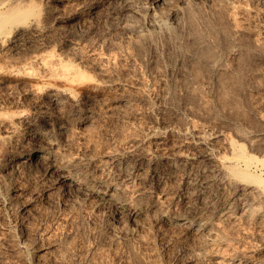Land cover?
<instances>
[{"label": "bare ground", "instance_id": "obj_1", "mask_svg": "<svg viewBox=\"0 0 264 264\" xmlns=\"http://www.w3.org/2000/svg\"><path fill=\"white\" fill-rule=\"evenodd\" d=\"M110 1V0H109ZM118 1V0H117ZM123 3V7L120 11L119 14H114L112 19V23H111V27L112 29H119L126 31L125 28V24L127 20V18H131L132 19H139V17L143 18V23L145 24L144 26V30L148 31V29L153 28L158 22L160 17L163 16L162 9L164 8L167 12V14L170 16V18L174 19L177 17V15L180 16L179 13V9L181 6L183 5H189V3L193 2L197 3V2H204L206 4H208L210 7L212 6L213 9L219 11V9H221L223 11V16L224 13L227 14L225 16H230V21H233V15H241V16H245L248 19H252L253 21L256 19H258L261 24L258 26L257 30L255 27V31H249L247 33L248 38L251 36L250 40L251 43L250 45L248 43H244L248 44L246 47H244L245 49L247 48V51H250V46L252 49V46H254V49L256 51V48L258 45H260L261 43H264V0H139V2H141L142 4L140 5L141 8H139L137 6L136 1L138 2V0H136L135 2L133 0H119ZM61 2L64 3L67 7H68V15L66 17V21L68 22H82V21H86L88 20L89 17H91V15H94L97 13L96 10H98L97 8H99V6H103L104 5V0H0V52L1 53H6L9 52L11 55L13 54H17V50L18 48H22V45H26L27 48L31 47L32 41L37 37L40 36H49L52 35L55 37L54 34H56L57 27L54 28L53 26L48 24V20L52 18L54 20V18H58L60 19V17L58 16L59 14V9L57 7V3ZM110 4V3H108ZM140 4V3H138ZM59 5V4H58ZM63 5V6H65ZM197 5V4H196ZM203 5V4H202ZM205 5V4H204ZM122 6V5H121ZM191 6V5H190ZM200 6V5H198ZM60 7V6H59ZM106 7V6H105ZM184 7V6H183ZM201 7V6H200ZM207 7V6H206ZM187 8V7H186ZM192 8V7H191ZM197 8V6H196ZM208 8V7H207ZM61 9V7H60ZM66 9V8H65ZM100 9V8H99ZM107 9V7H106ZM105 9V10H106ZM109 9V8H108ZM163 9V10H164ZM183 9V8H182ZM189 7L186 9L188 10ZM194 9V8H192ZM198 9V8H197ZM202 9H204L202 7ZM201 9V10H202ZM104 10V11H105ZM200 10V9H199ZM211 10V9H209ZM208 10V12H209ZM215 10H213L214 12H216ZM63 11V8H62ZM102 11V9H101ZM100 11V12H101ZM103 11V12H104ZM190 11V10H189ZM205 11V9H204ZM96 12V13H95ZM108 12V11H107ZM110 12V10H109ZM185 12V10L183 11V13ZM187 12V11H186ZM203 12V10H202ZM220 12V11H219ZM65 13V10H64ZM204 13V12H203ZM213 12H210V14ZM218 13V12H217ZM216 13V14H217ZM61 14V13H60ZM107 14V13H106ZM166 14V17L168 16ZM201 14V13H200ZM199 14V16H201ZM205 13L203 14L205 16ZM219 14V13H218ZM217 14V15H218ZM61 15H64L63 13ZM99 15V14H98ZM112 15V13H111ZM189 15V14H188ZM214 15V13H213ZM96 16V15H95ZM186 16V15H185ZM208 16V15H207ZM215 16V15H214ZM213 16V18H214ZM221 16V14H220ZM109 17V15H108ZM126 17V19H124ZM196 17V16H195ZM239 17V16H238ZM188 18V17H187ZM202 18V16H201ZM206 18V17H205ZM211 18V16H210ZM212 18V21L214 20ZM216 18V16H215ZM90 19V18H89ZM193 19V18H191ZM222 19V18H221ZM220 19V20H221ZM228 18H224V20H227ZM241 19V18H240ZM244 19V17L242 18ZM141 20V19H140ZM178 20V18H177ZM189 20V19H188ZM197 19H195V23ZM199 20V19H198ZM209 20V19H207ZM216 20V19H215ZM219 20V21H220ZM223 20V19H222ZM221 20V21H222ZM237 19H234V22H236ZM245 20V19H244ZM245 20V21H246ZM255 20V21H256ZM257 20V21H258ZM109 21V20H108ZM133 21V20H132ZM168 21H171L168 20ZM174 21V20H172ZM176 21V20H175ZM206 21V20H205ZM211 21V19H210ZM209 21V22H210ZM211 21V22H212ZM218 21V20H217ZM216 21V22H217ZM241 21V20H240ZM244 21V22H245ZM251 21V20H250ZM254 21V22H255ZM256 21V22H257ZM60 22V21H59ZM107 22V20H106ZM105 22V25L107 24ZM114 22V24H113ZM130 22V20H129ZM136 22V21H134ZM138 22V21H137ZM177 22V21H176ZM179 22V20H178ZM189 22V21H188ZM202 22V21H201ZM215 22V23H216ZM225 22V23H227ZM239 22V18L238 21L236 23ZM249 22V20L247 21ZM259 22V23H260ZM51 23V22H50ZM160 23V22H159ZM166 23V22H165ZM213 23V22H212ZM214 23V24H215ZM222 24V22H220ZM229 23V22H228ZM251 23V22H250ZM247 23V24H250ZM138 24V23H137ZM140 24V23H139ZM219 24V23H217ZM220 24V25H221ZM255 24V23H254ZM257 24V23H256ZM56 25V24H55ZM60 24H57V26H59ZM72 25V24H71ZM69 25V26H71ZM77 25V24H75ZM87 25V24H86ZM104 25V26H105ZM114 25V27H113ZM130 25V24H128ZM132 25V24H131ZM173 25V24H171ZM175 25V24H174ZM188 25V24H187ZM193 25V23H192ZM199 25V24H198ZM210 25V24H208ZM213 25V24H212ZM224 25V22H223ZM222 25V26H223ZM229 25H232L229 24ZM234 25V24H233ZM237 25V24H236ZM239 25V26H238ZM238 25L236 26V30L234 31L235 28H233V33L236 32L240 34H245L246 31L242 28H238L240 27V24L238 23ZM252 25V24H251ZM250 27H254L253 25ZM63 26V25H62ZM66 26H68L66 24ZM74 27V25H72ZM85 26V25H84ZM100 26V25H99ZM107 26V25H106ZM109 26V25H108ZM141 26V24L139 25ZM207 26V25H206ZM211 26V25H210ZM209 26V27H210ZM218 26V25H217ZM227 26V25H226ZM244 26H247L244 24ZM61 27V26H59ZM129 26H127L128 28ZM132 27V26H131ZM142 27V26H141ZM157 27V26H155ZM182 27V26H181ZM186 27V25H185ZM216 27V26H214ZM233 27V26H232ZM232 27H229L232 29ZM235 27V26H234ZM64 28V26H63ZM66 28V27H65ZM133 28V27H132ZM138 28V27H136ZM140 28V27H139ZM197 28V27H196ZM195 28V29H196ZM219 28V26L217 27ZM244 28V27H243ZM249 27L247 26V29ZM59 29H62L59 28ZM79 29V28H78ZM98 29V28H97ZM108 29V27H107ZM141 29V28H140ZM138 29V30H140ZM156 29V28H155ZM159 29V28H158ZM179 29V28H178ZM191 29V28H189ZM209 29V28H208ZM212 31L216 30L213 29L211 27ZM210 29V31H211ZM220 29V28H219ZM222 29V28H221ZM252 29V28H251ZM66 30V29H65ZM81 30V29H80ZM79 30V31H80ZM83 30V29H82ZM110 30V29H109ZM138 30H127L126 32L132 35V37L134 39L140 38L142 35L140 34V32ZM143 30V29H142ZM184 30V29H183ZM207 30V29H206ZM224 31L221 32H225L226 30L223 29ZM250 30V28H249ZM254 30V29H252ZM60 31V30H59ZM71 31V30H69ZM104 31V30H103ZM111 31V30H110ZM109 31V32H110ZM115 31V30H114ZM118 31V30H117ZM116 31V32H117ZM118 31V32H119ZM191 31V30H190ZM198 31V30H197ZM204 31V30H203ZM213 31L214 35H216V33ZM67 32V31H66ZM76 32V31H75ZM108 32V31H107ZM122 32V31H121ZM144 32V31H143ZM153 32V31H152ZM176 32V30H175ZM189 32V31H188ZM217 32V31H216ZM80 33V32H79ZM83 33V32H82ZM81 33V34H82ZM94 33V32H93ZM100 33V32H99ZM103 33V32H102ZM112 33V32H111ZM115 33V32H113ZM112 33V34H113ZM120 33V32H119ZM151 33V32H150ZM161 33L163 34L162 30ZM177 33V32H176ZM179 33V30H178ZM202 33V32H201ZM211 33V32H210ZM210 33L208 35H210ZM219 33V32H218ZM61 34V33H60ZM65 34V33H64ZM111 34V35H112ZM124 33H122V35L119 36H124ZM146 34V32H145ZM144 34V35H145ZM165 34V32H164ZM170 34V33H169ZM181 34V33H180ZM191 34V32H190ZM200 34V33H199ZM230 34V33H229ZM58 35V34H57ZM68 35V34H67ZM73 36V34H71ZM88 35V34H87ZM107 35V34H106ZM109 35V34H108ZM107 35V36H108ZM118 35V34H117ZM128 35V34H127ZM153 35V34H152ZM155 35V34H154ZM176 35V34H175ZM202 35V34H201ZM218 35V34H217ZM224 35V34H223ZM226 35V34H225ZM231 35V34H230ZM237 35V36H238ZM60 36V35H59ZM57 36V37H59ZM62 36V34H61ZM92 36V35H91ZM96 36V35H95ZM157 36V35H156ZM174 36V35H173ZM180 36V35H179ZM192 36V35H191ZM198 36V35H197ZM213 36V35H212ZM211 36V37H212ZM65 37V36H64ZM70 38V36H68ZM67 37V38H68ZM75 37V36H74ZM114 37V36H113ZM118 37V36H117ZM131 37V38H132ZM150 37V36H148ZM153 37V36H152ZM162 37V36H161ZM166 37V36H165ZM209 37V36H208ZM215 37V36H214ZM222 37V36H220ZM224 37V36H223ZM56 38V37H55ZM53 39L54 41L57 39ZM73 38V37H71ZM78 38V37H77ZM75 38V39H77ZM89 38H91L89 36ZM94 38V37H93ZM96 38V37H95ZM94 38V39H95ZM98 38V36H97ZM122 38V37H121ZM125 38V37H124ZM123 38V39H124ZM128 38V37H127ZM126 38V39H127ZM154 38V37H153ZM164 38V35L163 37ZM161 38V39H162ZM178 38V37H177ZM195 38V37H194ZM200 38V37H199ZM226 38V36L224 37ZM244 38V36L242 37ZM241 38V39H242ZM50 38L48 37V40ZM82 38L80 37V40ZM88 39V38H87ZM92 39V38H91ZM110 39V38H109ZM112 39V36H111ZM116 39V38H115ZM130 39V37L128 38ZM142 39V37H141ZM147 39V38H146ZM157 39V38H156ZM169 39V38H168ZM181 39V37H180ZM183 39V37H182ZM204 39V38H203ZM202 39V41H203ZM247 39V38H246ZM43 40V39H42ZM64 40V39H63ZM62 40V41H63ZM74 40V38H73ZM98 40V39H97ZM95 40H91V41H97ZM122 40V39H121ZM171 40V38H170ZM173 40V38H172ZM171 40V41H172ZM176 40V38H175ZM185 40V39H184ZM193 40V38L191 39ZM196 40V38H195ZM199 40V39H198ZM221 39L219 38V41ZM224 42L225 39H223ZM53 41V42H54ZM58 41V39L56 40V42ZM83 41V40H82ZM87 42V40H85ZM83 41V42H85ZM101 41V40H100ZM99 44L102 45V41ZM105 41V40H104ZM120 41V40H119ZM118 41V42H119ZM126 41V40H125ZM140 41V40H139ZM146 41V40H145ZM190 41V40H189ZM214 41V40H213ZM215 41H218L215 38ZM248 41V39H247ZM246 41V42H247ZM44 42V40H43ZM41 42V43H43ZM64 42V41H63ZM85 42V43H86ZM95 42H91L88 43L87 45V49H88V54L91 55L92 58L94 57H99L98 53L100 52L99 49H97V47L95 46ZM108 42V41H106ZM105 42V43H106ZM111 42V41H110ZM116 42V41H115ZM117 42V43H118ZM128 41H126L127 43ZM137 42V41H136ZM147 42V41H146ZM160 42V39L159 41ZM184 42V41H181ZM188 42V41H187ZM196 42V41H195ZM201 42V41H199ZM206 42V41H204ZM209 42V41H208ZM222 42V41H221ZM222 42V43H224ZM242 42V41H241ZM250 42V41H249ZM38 43V42H37ZM40 43V44H41ZM48 43V42H47ZM65 43V42H64ZM82 43V42H81ZM124 43V42H123ZM122 43V44H123ZM130 43V42H129ZM148 43V42H147ZM150 43V42H149ZM148 43V44H149ZM174 43V42H173ZM175 43H177L175 41ZM228 43V42H227ZM230 43V41H229ZM235 44V41L233 42ZM240 43V42H239ZM44 44V43H43ZM45 44H46V40H45ZM57 44V43H56ZM55 44V45H56ZM97 44V43H96ZM108 44V43H107ZM113 44V42H112ZM125 44V43H124ZM123 46H126L127 44H125ZM146 45V43H144ZM147 44V45H148ZM152 44V43H151ZM160 44V43H159ZM164 44V42H163ZM190 44V43H189ZM188 44V45H189ZM197 44V42H196ZM199 44V43H198ZM205 44V43H204ZM238 44V42H237ZM236 44V46H237ZM48 45V44H46ZM50 45V44H49ZM52 45V44H51ZM50 45V46H51ZM54 45V44H53ZM77 44L72 42V41H68L66 42L65 45L66 46V50L64 51V54H62L63 52L61 51L59 54L58 52L54 51L55 48L57 47H53V51L56 52L55 54L48 53L47 54H42V52H44V48L42 51L41 48V54L40 52L38 53V51H36L37 53H33L34 55H32L31 57V64L30 66H27L25 64H21L20 66H18L17 64L14 65V63L9 62L8 65H1L0 63V89L4 90V91H10L13 89H20L23 90V95L25 98H27L26 100L30 101L31 104V108H32V112L29 114H26L25 110H21L18 112L14 111L13 113H8L10 111L7 112L6 108L5 112L0 113V122L3 123L2 125V131L0 134V138L2 139V141L6 142V141H12L14 143L12 149H10L8 152H5V154H3V158L0 159V176L2 177L3 174H9L12 175L14 177V179H19V177L21 176H28V177H33V180H47L50 182L51 185V189H55L56 190H60L64 196L69 198V201L71 203H68L67 200V204H69L72 208L76 207H82L84 204L85 206H89L88 208L91 209L90 211L93 212H97V213H101L99 214V216H102V214H105L104 210L108 209V213L110 212V216H108L107 218H103L105 221V224L107 225V227L105 228V232H103V234L105 233L107 236V239H109L110 244L108 245L109 248H113L112 250L119 248L120 247L124 252L129 253L130 254H135V249H133L130 246V239L132 240V238L138 239L140 242V232L142 230V228L147 224V223H151V225H153V228H156V230H158V232H161L162 235L164 237H166L164 234V231L167 233L168 230H170V232L173 233V238L176 242H180L181 246H182V255L187 258L188 260L190 259H196L198 261H200V264L202 263L201 260H204L207 256H209L215 263L220 264V263H224V262H228L229 264H264V241L256 244V245H250L249 248H247V251H245L243 248V252H236L233 254H230L229 251V256L227 254H225L226 256H220L222 252H219L222 250V247H224L223 245L228 244L231 241H229L227 235H225L223 229L225 228L223 225L225 223L229 224V223H239V224H247V223H253L252 226L254 224H258V223H262L264 222V111H260V110H250L252 111L249 114H244L246 111L244 110V115L242 116V119H238L240 121L237 120V122L235 121L234 123H231V125L227 128H225V126H220V125H211L210 124V120L209 123L207 122L208 119H197L200 120L199 122L195 121V116H190L192 112H186L184 110V117L181 118V120H179V118L177 120L179 121H172V120H161L158 119V117L154 114H152V108L149 105V102L151 100V92L150 89L144 87L143 81H128L127 77H125L126 79H119L117 78V76L113 77L114 74H112V76H110L109 74L111 72H109L110 70H108L109 74L107 73V70L101 67L100 61L101 59L96 58V60L91 61H87L85 60L84 56L82 55V53L77 49L78 47L76 46ZM81 45V44H80ZM105 45V44H104ZM114 45H116V43H114ZM133 45V44H132ZM165 45V44H164ZM174 45V44H172ZM184 45V44H183ZM187 45V44H186ZM191 45H192V41H191ZM202 45V43H201ZM241 44H239L240 46ZM243 45V44H242ZM264 45V44H263ZM259 48L261 50L262 46ZM25 46V47H26ZM37 46V44H36ZM42 46V45H41ZM84 46V44H83ZM86 46V45H85ZM119 46V45H118ZM122 46V45H121ZM120 46V47H121ZM140 46V45H139ZM142 46V45H141ZM153 46V45H151ZM155 46V45H154ZM163 46V45H161ZM178 46V45H177ZM200 46V44H199ZM227 46H229L227 44ZM49 47V46H48ZM108 46L104 47L107 48ZM110 47V46H109ZM116 47V46H115ZM119 47V49H120ZM132 47V46H131ZM137 47V46H136ZM148 47V46H147ZM172 47V46H171ZM176 47V46H175ZM174 47V48H175ZM189 47V46H188ZM194 47H196V45H194ZM202 47H204L202 45ZM212 47V46H211ZM220 47V46H219ZM223 47V46H222ZM230 47V46H229ZM241 47V46H240ZM240 47H236L237 49H239ZM243 47V46H242ZM256 47V48H255ZM264 47V46H263ZM36 48V47H35ZM62 48V47H61ZM82 48V47H81ZM100 48V46H99ZM122 48V47H121ZM124 48V47H123ZM127 47H125L124 49L126 50ZM140 48V47H139ZM151 48V47H150ZM157 48V47H156ZM155 48V49H156ZM170 48V47H168ZM168 48L166 49V51L168 50ZM190 48V47H189ZM192 48V47H191ZM190 48V49H191ZM214 48V46H213ZM231 48V47H230ZM31 49V48H30ZM46 49V48H45ZM59 49V48H58ZM85 49V48H84ZM109 49V48H108ZM112 49V47H111ZM109 49V50H111ZM114 49V48H113ZM147 49V48H146ZM163 49V48H162ZM163 49V50H165ZM172 49V48H171ZM185 49V48H184ZM200 49V48H199ZM208 49V48H207ZM207 49H205L207 51ZM224 49V47H223ZM222 49V50H223ZM235 49V48H234ZM241 49V48H240ZM244 49V50H245ZM253 49V50H254ZM264 49V48H263ZM27 50V49H26ZM48 50V48H47ZM46 50V51H47ZM57 50V49H55ZM60 50V49H59ZM62 50V49H61ZM99 50V52L97 51ZM116 50V49H114ZM124 50V51H125ZM129 50V49H128ZM134 50V49H133ZM142 50V49H141ZM140 50V51H141ZM162 50V51H163ZM186 50V49H185ZM194 50V49H193ZM195 49L194 51L196 52ZM204 50V49H203ZM204 50V51H205ZM212 50V49H211ZM221 50V51H222ZM252 50V51H253ZM20 51V50H19ZM104 51V50H103ZM106 51V50H105ZM112 51V50H111ZM118 51V50H117ZM116 51V53H117ZM123 51V52H124ZM139 51V54H140ZM151 51V50H150ZM154 51V49H153ZM160 51V50H159ZM161 51V52H162ZM165 51V52H166ZM169 51V50H168ZM167 51V52H168ZM172 51V50H171ZM177 51V50H176ZM175 51V52H176ZM179 51V50H178ZM184 51V50H183ZM187 51V50H186ZM202 51V48L200 50ZM209 51V50H208ZM214 51V49H213ZM212 51V52H213ZM238 51V50H237ZM245 50V54H247V52ZM248 51V53H249ZM259 51V50H258ZM22 52V50H21ZM30 52V51H29ZM34 52V51H33ZM108 52V51H106ZM120 52V51H119ZM128 52V51H127ZM138 52V51H137ZM144 52V51H143ZM142 52V53H143ZM173 52V51H172ZM191 52V50H190ZM198 52V51H197ZM200 52V53H201ZM210 52V51H209ZM226 52H229L226 51ZM232 52V51H231ZM235 52V51H234ZM254 52V51H253ZM260 52V51H259ZM263 52V51H261ZM24 53V52H23ZM27 53V52H26ZM25 53V54H26ZM45 53V52H44ZM103 53V52H102ZM129 53V52H128ZM131 53V52H130ZM132 53L134 54V52L132 51ZM141 53V54H142ZM145 53V52H144ZM164 53V52H163ZM174 53V52H173ZM189 53V52H188ZM193 53V52H192ZM190 53V54H192ZM199 53V54H200ZM204 53V52H203ZM216 53V52H214ZM223 53V52H222ZM225 53V52H224ZM239 53V52H238ZM237 53V54H238ZM242 53V51L240 52ZM257 53V52H256ZM8 54V53H7ZM30 54V53H29ZM86 54V53H85ZM113 53H111L112 55ZM115 54V51H114ZM122 54V53H120ZM125 54V53H123ZM146 54V53H145ZM150 54V53H149ZM155 54V53H152ZM151 54V55H152ZM158 54V53H157ZM187 54V53H186ZM196 54V53H195ZM213 54V53H212ZM209 54L208 57H206L205 55H207V53L204 55L206 58V63L208 66L211 67V69L215 70V71H219L220 66H224L223 64L225 63V61L227 62V60L224 61V63L221 64V62L218 61L217 58H215L214 56L216 55H212ZM218 54V53H217ZM226 54V53H225ZM1 55V54H0ZM5 55V54H4ZM23 55V54H22ZM27 55V54H26ZM101 55V54H100ZM131 55V54H130ZM147 55V54H146ZM159 55V54H158ZM169 55V53H168ZM167 55V56H168ZM203 55L200 54L201 58L203 59ZM221 55V54H220ZM224 55V54H223ZM222 55V56H223ZM240 55V54H239ZM238 55V56H239ZM248 55V54H247ZM257 55V54H254ZM253 53L249 55L250 58L253 59ZM259 55V54H258ZM257 55V56H258ZM3 56V55H2ZM8 56V55H7ZM17 56V55H16ZM15 56V57H16ZM19 56V53H18ZM21 56V55H20ZM19 56V58H20ZM104 56V55H103ZM102 56V57H103ZM119 56V55H118ZM117 56V57H118ZM135 56V55H134ZM149 56V55H148ZM146 56V57H148ZM157 56V55H156ZM163 58L167 56H165L164 54L161 55ZM188 56V54H187ZM227 56V55H226ZM225 56V57H226ZM231 56V55H230ZM235 56V55H233ZM244 56V55H243ZM263 56V55H262ZM26 57V56H24ZM29 57V56H27ZM29 57V58H30ZM89 57V56H88ZM87 57V58H88ZM106 57H108V53H106V56L103 57V59H107ZM112 57V56H111ZM115 56L113 55V59ZM122 56H120L121 58ZM129 57V56H128ZM136 57V56H135ZM134 57V58H135ZM142 57V56H141ZM144 57V55H143ZM142 57V58H143ZM151 57V56H149ZM197 57L198 54H197ZM221 57V56H220ZM219 57V59H220ZM225 57H223L225 59ZM229 57V56H228ZM248 56H246L247 58ZM259 57V56H258ZM261 57V56H260ZM259 57V58H260ZM10 58V56H9ZM8 58V60H9ZM18 58V57H17ZM14 58L13 60L17 59ZM27 58V59H29ZM109 58V57H108ZM119 58V57H118ZM153 58V57H151ZM170 58V56H169ZM187 58V57H186ZM196 58V57H195ZM204 58V59H205ZM231 58V57H230ZM229 58V59H230ZM249 58V59H250ZM256 58V57H255ZM259 58H256L259 60ZM264 58V57H263ZM2 59V58H1ZM22 59V57H21ZM95 59V58H94ZM102 59V60H103ZM111 59V58H110ZM113 59L111 61H113ZM123 59V57H122ZM122 59L120 61H122ZM125 59V58H124ZM137 59V58H136ZM135 59V60H136ZM158 59V58H157ZM156 59V60H157ZM176 59V58H175ZM174 59V60H175ZM189 59V57L187 58ZM191 59V58H190ZM228 59V58H226ZM241 59V58H240ZM248 59V60H249ZM7 60V59H6ZM19 60V59H18ZM103 60V61H104ZM139 60V59H138ZM147 60V59H146ZM152 60V59H151ZM165 60V59H163ZM171 60V59H169ZM179 60V59H178ZM192 60V59H191ZM194 60V59H193ZM192 60V61H193ZM245 60V59H244ZM261 60V58H260ZM1 61V60H0ZM11 61V60H10ZM26 61V60H25ZM29 62V60H27ZM110 61V62H111ZM133 61V59H132ZM149 61V60H148ZM147 61V62H148ZM172 61V60H171ZM169 61V62H171ZM190 61V60H189ZM191 61V62H192ZM195 61V60H194ZM223 61V60H222ZM239 61V60H238ZM241 61V60H240ZM246 61V60H245ZM255 60H252V62ZM262 61V60H261ZM260 61V62H261ZM4 62V61H3ZM8 62V61H7ZM6 62V63H7ZM23 62V60H22ZM27 62V64H28ZM119 62V61H118ZM131 62V60H130ZM146 62V61H145ZM158 62V61H157ZM181 62V61H179ZM12 63V64H11ZM25 63V62H24ZM107 63V62H105ZM104 63V65H105ZM109 63V62H108ZM114 63V62H113ZM112 63V64H113ZM129 63V62H128ZM140 63V62H139ZM156 63V62H155ZM154 63V64H155ZM190 63V62H189ZM200 63V62H199ZM202 63V60H201ZM229 63V62H228ZM232 63V62H231ZM242 63H245L242 61ZM248 63V62H247ZM251 63V61H250ZM256 62H254L255 65ZM258 63V62H257ZM256 63V64H257ZM117 64V63H116ZM115 64V65H116ZM141 64V63H140ZM152 64V62H151ZM153 64V65H154ZM159 64V63H157ZM156 66L158 67L160 66ZM173 64V62L171 63ZM181 64V63H180ZM186 64V62H185ZM188 64V62H187ZM198 64V63H197ZM233 64V63H232ZM231 64V65H232ZM262 64V63H261ZM103 65V63H102ZM120 65V64H119ZM126 65V62H125ZM128 65V64H127ZM145 65V64H144ZM147 65V64H146ZM149 65V64H148ZM153 65L151 68H153ZM165 65H166V60H165ZM164 65V66H165ZM175 65V64H173ZM204 65V64H203ZM206 65V64H205ZM204 67L207 69L209 68L207 65ZM228 65V64H227ZM230 65V66H231ZM243 66L245 64H242ZM247 65V64H246ZM264 65V64H263ZM109 66V65H108ZM113 66V65H110ZM117 66V65H116ZM124 65H121V67ZM137 67H139L138 65H136ZM169 66L170 63H169ZM185 66V65H184ZM188 66V65H187ZM189 66H192L191 64ZM195 66V65H194ZM199 66V65H198ZM197 66V67H198ZM229 66V67H230ZM115 67V66H113ZM119 67V66H118ZM127 67V66H126ZM129 67V65H128ZM134 67V65H133ZM132 67V69H133ZM146 67V66H145ZM149 67V66H148ZM149 67V68H150ZM163 66H161L160 68H162ZM166 67V66H165ZM168 67V66H167ZM176 67V66H175ZM203 67V66H202ZM203 67V69H204ZM226 66H224L225 68ZM234 67V64H233ZM238 67V66H237ZM254 67V66H253ZM257 68V66H255ZM261 67V65H260ZM112 67H109L108 69H110ZM130 68V67H129ZM136 68V67H135ZM144 68V67H143ZM159 68V70H161ZM169 68V67H168ZM173 68V67H170ZM178 68V67H177ZM192 68V67H191ZM228 68V67H227ZM242 68V66H241ZM241 68L239 70H241ZM248 68V66L246 67ZM246 68H242L244 72V70ZM252 68V66H251ZM249 67V69H251ZM119 69V68H118ZM126 69V68H125ZM131 69V70H132ZM137 69V68H136ZM180 69V68H179ZM178 69V71H179ZM197 69V68H196ZM195 69V70H196ZM232 69V66H231ZM261 70V68H259ZM140 70V69H138ZM143 70V69H142ZM141 70V71H142ZM148 70V69H147ZM152 70V69H151ZM157 70V69H156ZM154 73H155V71ZM163 70V69H162ZM168 70V69H167ZM173 70V69H172ZM191 70V69H190ZM210 70V68H209ZM207 70V71H209ZM221 70V69H220ZM225 70V69H224ZM235 70V68H234ZM255 70V69H254ZM259 70V71H260ZM263 70V69H262ZM261 70V71H262ZM115 71V70H113ZM117 71V69H116ZM119 71V70H118ZM126 71V70H125ZM134 71V70H132ZM136 71V70H135ZM158 71V70H157ZM183 71V70H182ZM192 71V70H191ZM222 71V70H221ZM227 71V70H225ZM233 71V70H232ZM247 71V70H246ZM137 72V71H136ZM150 72V71H148ZM152 72V71H151ZM150 72V73H151ZM163 72V71H161ZM167 72V71H166ZM175 72V70H174ZM181 72V71H180ZM185 72V71H183ZM189 72V71H188ZM195 72V71H194ZM203 72V71H202ZM238 72V70H237ZM236 72V73H237ZM251 72V71H250ZM253 72V71H252ZM251 72V73H252ZM258 72V70H257ZM264 72V71H263ZM262 72V73H263ZM117 73V72H116ZM129 73V72H128ZM130 73H132L130 71ZM129 73V74H130ZM139 73V72H138ZM146 73V71H145ZM153 73V74H154ZM157 73V72H156ZM160 73V72H158ZM170 73V70H169ZM172 73V72H171ZM182 73V72H181ZM187 73V72H185ZM193 73V72H192ZM191 73V75H192ZM198 73V72H196ZM195 73V74H196ZM208 73V72H207ZM212 72H210L211 74ZM216 73V72H215ZM219 73V72H218ZM225 73V72H223ZM221 73V75L223 74ZM229 73L226 72L225 75ZM235 73V74H236ZM249 73V72H248ZM261 73V72H258ZM122 74V70L121 73ZM127 74V76L129 75ZM143 74V73H141ZM152 74V73H151ZM162 74V73H160ZM167 74V73H166ZM188 74V73H187ZM193 74V75H195ZM204 74V73H203ZM206 74V73H205ZM209 74V76H210ZM231 74V73H229ZM228 74V75H229ZM246 74V73H245ZM244 74V75H245ZM257 74V73H256ZM133 75V73L131 74ZM137 75V74H136ZM148 75V74H147ZM144 74V76H147ZM163 75V74H162ZM169 75V74H168ZM171 75V74H170ZM183 77V74H181ZM189 75V74H188ZM207 75V74H206ZM220 75V74H219ZM255 75V74H254ZM260 74H258L259 76ZM264 75V74H261ZM11 76L13 77H21V78H31L32 81L27 82L25 80H21V79H10ZM121 76V75H120ZM119 76V77H120ZM125 76V75H124ZM139 76V75H138ZM141 76V75H140ZM139 76V77H140ZM155 76V75H154ZM157 76V74H156ZM204 76V75H203ZM215 76V75H214ZM213 76V77H214ZM224 76V74L222 75ZM232 78L233 76L230 75ZM238 76V75H237ZM243 75H240V77ZM248 77V75H246ZM251 76V74H250ZM257 76V77H258ZM134 76H131L130 78H132ZM149 77V76H148ZM151 77V75H150ZM180 77V76H179ZM191 77V76H190ZM194 77V76H193ZM196 78H198V81L200 82L201 80H199V77H197L195 75ZM202 77V76H201ZM211 77V76H210ZM217 78V74L215 76ZM220 77V76H219ZM218 77V78H219ZM253 77V75L251 76ZM256 77V78H257ZM261 77V76H260ZM259 77V78H260ZM129 78V79H130ZM153 78V76H152ZM157 78V77H156ZM163 77H161L160 80H162ZM166 78H169L166 76ZM176 78V77H175ZM188 78V77H187ZM186 78V79H187ZM232 78H230L232 80ZM236 78V76H235ZM244 78V77H243ZM255 78V77H254ZM255 78V79H256ZM258 78V80H259ZM262 78V77H261ZM260 78V80H261ZM147 79V78H146ZM174 79V78H173ZM181 79V78H180ZM178 78V80H180ZM195 79V78H194ZM207 79V77H206ZM211 79V78H208ZM207 79V80H208ZM221 79V78H220ZM223 79V78H222ZM226 79V78H225ZM238 79V78H236ZM235 79V80H236ZM242 79V77H241ZM240 79V80H241ZM250 78H248L249 80ZM145 80V78H144ZM152 80V79H150ZM164 80V79H163ZM162 80V81H163ZM169 80V79H168ZM172 80V79H171ZM175 80V79H174ZM185 80V79H184ZM183 80V81H184ZM196 80V79H195ZM227 80V79H226ZM225 80V81H226ZM234 80V81H235ZM246 80V78H245ZM264 80V79H263ZM29 81V80H28ZM34 81V83H32ZM149 81V80H148ZM153 81V80H152ZM156 81V80H155ZM159 81V79L157 80ZM177 81V80H175ZM219 81V79H218ZM228 81V80H227ZM226 81V82H227ZM242 81V80H241ZM244 81V80H243ZM146 82V80H145ZM173 82V81H172ZM178 82V81H177ZM176 82V83H177ZM195 82V81H193ZM192 82V83H193ZM202 82V81H201ZM200 82V83H201ZM217 82V81H216ZM214 82V84L216 83ZM221 82V81H220ZM231 82V81H230ZM248 82V81H247ZM255 81H252V83ZM147 83V82H146ZM156 82H154L155 84ZM161 83V82H160ZM163 83V82H162ZM161 83V84H162ZM180 83V82H179ZM184 82H182L183 84ZM191 83V81H190ZM199 83V84H200ZM213 83V82H212ZM219 83V82H218ZM229 83V82H228ZM242 83V82H241ZM250 83V82H249ZM250 83V84H252ZM259 83V82H258ZM258 83H256L255 85H258ZM150 84V83H149ZM152 84V83H151ZM153 84V86H154ZM157 84V83H156ZM159 84V83H158ZM160 84V85H161ZM172 84V83H171ZM174 85H176L175 83H173ZM181 84V85H182ZM211 84V83H210ZM217 84V83H216ZM226 84V83H225ZM230 84V83H229ZM237 84V83H236ZM238 84H240L238 82ZM246 84V83H244ZM243 84V85H244ZM248 84V83H247ZM191 85V84H190ZM189 85V86H190ZM194 85V83H193ZM192 85V86H193ZM202 85V84H201ZM219 85V84H218ZM224 85V84H223ZM231 85V84H230ZM233 85V84H232ZM242 85V86H243ZM152 86V85H151ZM150 86L151 90L152 87ZM166 86V84H165ZM163 86V87H165ZM178 87V85H176ZM186 83L185 86L186 87ZM203 86V85H202ZM200 86V87H202ZM208 86V84H207ZM228 86V85H227ZM156 87V85H155ZM153 87V90L154 88ZM162 87V86H161ZM160 87V88H161ZM170 87V86H169ZM176 87V89H177ZM179 87L180 86L179 84ZM199 87V86H198ZM199 87V88H200ZM211 87V85H210ZM219 87V86H218ZM229 87V86H228ZM235 87V85H234ZM233 87V88H234ZM240 87V86H239ZM251 87V85H250ZM172 88H174L172 86ZM187 88V87H186ZM193 88V87H192ZM227 88V87H226ZM237 88V87H236ZM245 88V87H244ZM248 88V87H246ZM163 89V88H162ZM161 89V90H162ZM166 89V88H165ZM191 89V88H189ZM211 89V88H210ZM223 89V88H222ZM235 89V88H234ZM0 90V91H1ZM173 90V89H172ZM200 90V89H198ZM204 90V89H203ZM212 90V89H211ZM217 90V89H216ZM220 90V89H219ZM231 90V89H230ZM233 91V90H231ZM251 90V89H250ZM260 90V89H259ZM18 91V90H17ZM175 91V90H173ZM190 91V90H189ZM195 91V90H194ZM201 91V90H200ZM227 91V90H226ZM228 93V91L226 92ZM240 91V89H239ZM242 91V90H241ZM247 91V90H246ZM6 92V93H7ZM11 92V91H10ZM13 92V91H12ZM21 92V91H20ZM157 91L155 90V93ZM176 92V91H175ZM179 93H181L180 91H178ZM197 93H199L196 90ZM224 92V91H223ZM235 92V91H234ZM233 92V94H234ZM237 92V91H236ZM244 92V91H243ZM107 94L106 97H103L104 94ZM154 94V92H152ZM185 93V92H184ZM190 93V97H191V92ZM195 93V92H194ZM207 93L209 94V92L207 91ZM239 93V92H238ZM248 93V92H247ZM260 93V92H259ZM4 94V93H3ZM8 94V93H7ZM16 94V93H15ZM19 94V93H18ZM105 94V95H106ZM151 94V95H150ZM158 94V92H157ZM161 94V93H160ZM163 94V92H162ZM166 94V93H165ZM168 94V93H167ZM172 93H170L171 95ZM175 94V93H174ZM177 94V93H176ZM186 94V93H185ZM184 94V97H186ZM196 94V93H195ZM203 91H202V95H203ZM206 94V93H205ZM230 94V93H229ZM254 94V93H252ZM10 95V94H8ZM181 95V94H180ZM179 95V97H180ZM183 95V94H182ZM189 95V94H188ZM207 95V94H206ZM205 95V96H206ZM212 95L213 92H212ZM244 95V93L242 94V96ZM246 95V94H245ZM258 95V94H257ZM261 95V94H260ZM2 96V95H1ZM153 96V95H152ZM156 96V94H155ZM154 96V97H155ZM173 96V95H172ZM178 99V94L176 95ZM193 96V95H192ZM199 97V95H197ZM209 96V95H207ZM222 96V95H221ZM232 96V95H231ZM238 98V94L236 95ZM236 96L231 97L232 100L233 98L236 99ZM249 96V95H248ZM248 96H246L247 98H249ZM253 96V95H252ZM5 98V94L3 96ZM14 97V96H13ZM151 97V98H150ZM166 97V96H165ZM169 97V96H168ZM174 97V96H173ZM182 97V96H181ZM194 97V96H193ZM196 97V96H195ZM215 97V95H214ZM228 97V96H227ZM251 97V96H250ZM259 97V96H258ZM8 98V97H7ZM12 98V97H11ZM24 98V99H25ZM158 98V97H157ZM167 98V97H166ZM183 98V97H182ZM204 98L203 96L198 99ZM209 98V97H208ZM208 98H204L203 100H206ZM211 98V95H210ZM219 98V96H218ZM230 98V99H231ZM2 99V98H1ZM155 99V98H153ZM169 99V98H168ZM171 99V97H170ZM185 99V98H184ZM194 99V98H193ZM213 99V98H212ZM217 99V98H216ZM225 99V98H224ZM239 99H241L239 97ZM245 99V98H244ZM243 99V100H244ZM256 99V98H255ZM263 99V98H262ZM7 99H5L6 101ZM10 100V99H9ZM8 100V101H9ZM14 100V98H13ZM165 100V99H164ZM163 100V101H164ZM167 100V99H166ZM180 100V99H179ZM182 100V99H181ZM189 100V99H188ZM191 100V99H190ZM189 100V101H190ZM214 100V99H213ZM229 101V99H227ZM242 100V99H241ZM251 100V98H250ZM249 100V101H250ZM6 101V102H8ZM17 101V100H16ZM15 101V102H16ZM25 101V100H24ZM26 101V102H27ZM216 101V100H215ZM223 101V100H221ZM227 101V102H228ZM234 101V100H233ZM236 101V100H235ZM234 101V102H235ZM135 102H141L143 103L144 107H142V109H140V106L135 103ZM157 102H159V100L157 99ZM156 102V103H157ZM170 102V101H168ZM180 102V101H179ZM184 102V101H183ZM197 102V101H196ZM195 102V103H196ZM219 102V99H218ZM230 102V101H229ZM244 103V101H242ZM9 103V102H8ZM14 103V102H12ZM18 103V102H16ZM20 103V102H19ZM134 103L136 105L139 106V110L135 109ZM164 103V102H163ZM167 103V102H166ZM175 103V102H174ZM173 103V104H174ZM188 103V102H187ZM192 103V102H191ZM194 103V102H193ZM206 103V102H205ZM215 103V102H214ZM222 103V102H221ZM220 103V104H221ZM238 103V102H237ZM241 103V104H243ZM5 104V103H4ZM11 104V103H10ZM9 104V105H10ZM159 104H162V102ZM178 104V103H177ZM216 104H218L216 102ZM215 104V105H216ZM229 105V103H227ZM246 104V102L244 103ZM243 104V106H244ZM258 104V103H257ZM7 105V104H6ZM5 105V106H6ZM135 105V106H136ZM165 105V103H164ZM168 106V104H166ZM170 105V104H169ZM180 105V104H179ZM186 105V104H185ZM189 105V104H188ZM196 105V104H195ZM200 105V103H199ZM198 105V106H199ZM203 105V103H202ZM208 105V104H207ZM223 105V104H222ZM231 105V104H230ZM239 105V104H238ZM236 104V106H238ZM26 106V105H25ZM30 106V105H29ZM184 106V105H183ZM182 106V107H183ZM219 106V105H218ZM224 106V105H223ZM234 106V105H233ZM246 106V105H245ZM254 106V105H253ZM256 106V105H255ZM262 106V105H261ZM259 106V107H261ZM134 108L132 113V116H136L138 117V115H147V119L149 120L148 123L142 124V123H134V122H130L129 124H126L123 128H122V137H121V142L119 140V144L118 145H111V146H107V147H100L97 146V144L92 143L94 140H92V142H89L87 146V151H85V153H78V152H74L72 151V144L74 143L72 138L76 135L77 138L80 139H85L83 133L78 134L79 129H81V126H91L95 123L92 124V122L94 121V119H96L95 117L98 115V112L101 111L102 109H104L105 112H109L111 114H117L122 116L124 115V112L129 109L132 110L131 108ZM161 107V106H160ZM179 107V106H178ZM182 107L180 109H182ZM189 107V106H188ZM201 107V106H200ZM203 107V106H202ZM209 107V106H208ZM211 107V106H210ZM210 107L208 110H210ZM227 107V106H226ZM229 107V106H228ZM239 107H242L239 105ZM238 107V109H239ZM252 107V106H251ZM15 108V106H14ZM177 108V107H176ZM186 108V107H184ZM195 108V107H194ZM196 108H198L196 106ZM221 108V107H219ZM218 108V109H219ZM230 108V107H229ZM233 108V107H232ZM248 108V107H247ZM250 108V107H249ZM16 109V108H15ZM19 109V108H18ZM156 108H154L155 110ZM190 109H193V107L191 106ZM201 109V108H200ZM199 109V110H200ZM214 109V108H213ZM221 109H225L221 108ZM228 109V108H227ZM237 109V108H235ZM241 109V108H240ZM252 109V108H251ZM257 109V108H256ZM264 109V108H263ZM262 109V110H263ZM2 110V109H1ZM28 110V109H26ZM138 110V111H137ZM153 110V111H154ZM159 110V109H158ZM169 110V109H168ZM183 110V109H182ZM197 110V109H196ZM195 110V111H196ZM202 110V109H201ZM220 110V109H219ZM228 109L226 111H228ZM243 111V109H241ZM240 110V111H241ZM248 110V109H247ZM4 111V108H3ZM13 111V110H12ZM103 111V110H102ZM124 111V112H123ZM161 111V110H160ZM163 111V110H162ZM166 110H164L163 112H165ZM171 111V110H170ZM169 111V112H170ZM176 111V110H175ZM179 111V110H178ZM212 111V109H211ZM224 111V110H222ZM220 110V112H222ZM241 111V114H242ZM194 112V111H193ZM206 112H210L207 111ZM236 112V111H235ZM237 112L239 113V111L237 110ZM28 113V112H27ZM104 113V112H102ZM108 113V114H109ZM158 113V111H157ZM166 113V112H165ZM175 113V112H174ZM173 113V114H174ZM200 113V112H199ZM203 113H205L203 111ZM216 113V112H213ZM223 113V112H222ZM228 113H224V114H228ZM233 113V110H232ZM230 113V118H231V114ZM159 114V113H158ZM157 114V115H158ZM209 114V113H208ZM211 114V113H210ZM106 115V113H105ZM128 115V114H127ZM126 115V116H127ZM163 115V114H162ZM177 115V114H176ZM194 115V113L192 114ZM196 115V114H195ZM212 115V114H211ZM214 115V114H213ZM229 115V114H228ZM235 115V114H233ZM239 115V114H238ZM115 116V117H117ZM119 116V117H120ZM131 116V117H132ZM181 116V114H180ZM179 116V117H180ZM204 116V114H203ZM215 116V115H214ZM213 116V117H214ZM220 116V115H219ZM223 116V115H221ZM237 116V115H236ZM240 116V115H239ZM99 117V116H97ZM118 117V118H119ZM128 117V116H127ZM142 117V116H139ZM166 116H164L165 118ZM171 117V116H170ZM192 117H195L194 120ZM200 117V115H199ZM226 117V116H224ZM229 117V116H228ZM101 118V117H100ZM104 118V117H103ZM102 118V119H103ZM106 118H109L106 116ZM105 118V119H106ZM112 118V117H111ZM124 118V116H123ZM126 118V117H125ZM162 118V117H161ZM205 118V117H204ZM238 118V116L236 117ZM114 119V118H113ZM110 119V120H113ZM116 119V118H115ZM134 119V118H133ZM139 119V118H137ZM136 119V120H137ZM143 121L145 122V118H142ZM142 119H139L142 121ZM171 119V118H170ZM215 119H219V118H215ZM227 119V118H226ZM126 120V119H125ZM131 120V118H130ZM128 120V121H130ZM138 120V121H139ZM175 120H176V116H175ZM207 120V121H206ZM214 120V119H213ZM96 121V120H95ZM117 121V120H116ZM120 123L121 124V118H120ZM124 121V120H122ZM137 121V122H138ZM147 121V120H146ZM215 121V120H214ZM221 121V120H220ZM223 121V120H222ZM232 121V120H230ZM102 122V121H101ZM105 122V121H104ZM114 122V121H113ZM113 122L111 121V123L113 124ZM197 122V123H196ZM216 122V121H215ZM97 123H99L97 121ZM96 123V124H97ZM106 123V122H105ZM212 123V122H211ZM225 123V122H224ZM229 123V122H227ZM111 124V125H112ZM118 124V123H117ZM116 124V127H118V125ZM218 124V123H217ZM103 125V124H102ZM107 125V123H106ZM227 125V124H226ZM94 126V125H93ZM97 126V125H96ZM110 126V125H109ZM108 126V127H109ZM101 127V126H100ZM105 127V126H104ZM1 128V127H0ZM99 128V127H96ZM102 128V127H101ZM83 129V128H82ZM89 129V127H87V130ZM105 129V128H104ZM107 129V128H106ZM84 130V129H83ZM82 130V131H83ZM91 130V129H90ZM96 130V129H94ZM101 130V129H100ZM99 130V132H100ZM113 130V129H112ZM116 130V129H114ZM97 131V130H96ZM96 131H94L96 133ZM107 131V130H106ZM109 131V130H108ZM111 131V128H110ZM109 131V132H110ZM92 132V131H91ZM93 132V133H94ZM113 133V131H111ZM121 132V131H120ZM85 133V132H84ZM89 134V132H87ZM94 133V134H95ZM105 133V132H104ZM107 133V132H106ZM116 133V132H115ZM118 133V132H117ZM93 134V135H94ZM102 134V132H101ZM111 134V133H110ZM114 134V133H113ZM92 135V133H91ZM103 135V134H102ZM104 136L106 137V135L104 134ZM113 136V135H112ZM111 136V137H112ZM117 136V135H116ZM88 137V136H87ZM97 137V136H96ZM102 137V136H100ZM108 137V135H107ZM106 137V138H107ZM120 137V135H119ZM94 138V137H93ZM103 138V137H102ZM110 138V135H109ZM89 139V138H88ZM105 139V138H104ZM112 139V138H111ZM96 140V139H95ZM89 141V140H88ZM98 141V140H97ZM115 141V140H114ZM118 141V140H116ZM1 142V141H0ZM81 142V141H80ZM101 142V141H100ZM107 142V141H106ZM7 143V142H6ZM12 143V144H13ZM77 143V142H76ZM99 143V142H98ZM105 143V142H104ZM2 144V143H1ZM8 144V143H7ZM11 144V143H9ZM82 144V143H81ZM102 144V143H101ZM112 144V143H111ZM84 145V146H85ZM10 146V145H9ZM76 146V144H75ZM73 145V148L75 147ZM8 147V146H7ZM79 147V146H78ZM84 149V147H82ZM7 149V150H8ZM4 150V149H3ZM2 151V150H1ZM81 151V150H79ZM1 158V157H0ZM6 176V175H4ZM4 178V177H3ZM10 178V177H9ZM25 178V177H24ZM27 178V177H26ZM25 178V180H26ZM30 179V178H29ZM4 180V179H3ZM7 180V179H6ZM11 180V179H10ZM17 180V181H18ZM23 180V179H22ZM32 180V179H31ZM9 181V179H8ZM7 181V182H8ZM14 181V180H13ZM1 182V181H0ZM12 182V181H11ZM16 182V181H15ZM27 182V181H26ZM36 182V181H35ZM39 182V181H38ZM6 183V181H5ZM21 182H19L20 184ZM31 183V182H30ZM29 183V184H30ZM34 183V181H33ZM41 183V182H39ZM45 183V182H44ZM9 184V183H8ZM22 184V183H21ZM43 184V181L41 183V185ZM46 184V183H45ZM5 185V184H4ZM11 185V184H10ZM9 185V186H10ZM23 185V184H22ZM25 185V184H24ZM27 185V183H26ZM31 185V184H30ZM29 185V186H30ZM38 185V183H34L31 187H33V189L30 191L29 189H24V190H20L18 192L21 193V191H25V190H29L28 195H26V199H28V206L23 208V212L21 213V215L25 216L27 214V212L30 211V209L33 207V204L39 203L43 204L42 201L38 202V197L39 196H43L44 199H47L50 201V189H49V185L47 186H41ZM14 186V185H12ZM28 186V185H27ZM11 187V186H10ZM16 187V186H15ZM5 188V187H4ZM12 188V187H11ZM18 188V186H17ZM28 188V187H27ZM8 189V187H7ZM20 189V188H19ZM17 191V190H16ZM8 192V191H7ZM7 192H4L3 197H5V199L8 201L7 204L9 205V208L12 211L11 208L13 204V202H10L13 195L10 196L9 194H7ZM26 192V191H25ZM17 193V192H16ZM15 193V195H17ZM24 193V192H22ZM21 193V194H22ZM57 193V192H56ZM0 194H1V187H0ZM14 194V193H13ZM27 194V193H26ZM52 194V192H51ZM55 194V192H54ZM14 195V196H15ZM20 195V194H19ZM28 196V198H27ZM55 196V195H54ZM52 196V197H54ZM62 196V195H61ZM22 197V196H21ZM0 198L1 195H0ZM25 198V196H24ZM41 198V197H40ZM63 198V197H62ZM58 200V198H57ZM64 200V199H63ZM16 201V200H15ZM46 201V200H45ZM54 201V200H53ZM61 202V201H60ZM1 203V202H0ZM4 203V201H3ZM13 203V204H12ZM63 203V202H61ZM65 203V202H64ZM20 204V203H19ZM46 204V203H45ZM49 204V203H48ZM54 204V203H53ZM59 204V203H58ZM2 206V204H0ZM17 205V204H16ZM47 205V204H46ZM64 208L65 207V204ZM4 206V205H3ZM15 206V205H13ZM40 205L38 204V207ZM49 206V205H48ZM7 207V206H5ZM62 207V206H61ZM70 207V208H71ZM15 208V207H14ZM18 208V207H17ZM46 206L44 207V205H42L40 207V209L45 210ZM63 208V209H64ZM71 208V210H73ZM84 208V207H83ZM82 208V210H83ZM8 209V208H7ZM38 209V210H40ZM47 209V208H46ZM49 209V207H48ZM61 209V208H60ZM87 209V208H85ZM87 209V210H89ZM17 210V209H16ZM20 210V209H19ZM51 210V209H50ZM49 210V211H50ZM69 210V206L68 209ZM52 211V210H51ZM57 211V209H56ZM63 210H61L62 212ZM81 211V210H80ZM104 211V212H103ZM10 212V211H9ZM41 212V211H40ZM54 212V211H53ZM72 212V211H71ZM76 211L74 210V213ZM79 212V211H78ZM89 212V211H88ZM31 213V211H30ZM35 213V212H33ZM32 213V214H33ZM42 213V212H41ZM51 213V212H50ZM57 213V212H56ZM55 213V214H56ZM70 212H68L69 214ZM72 213V214H74ZM80 213V212H79ZM90 213V212H89ZM10 214V213H9ZM12 214V213H11ZM31 214V215H32ZM44 214V213H43ZM49 214V212H48ZM54 214V213H53ZM83 214H84V210H83ZM96 214V213H95ZM34 215V214H33ZM39 215V213L37 214ZM46 215V214H45ZM65 215V213H64ZM62 215V216H64ZM75 215V214H74ZM77 215H81V214H76ZM88 214H86V217ZM98 215V214H97ZM108 215V214H107ZM56 216V215H55ZM68 216V215H67ZM72 216V215H70ZM83 216V215H81ZM80 216V217H81ZM90 216L93 217V214H91ZM98 216V217H99ZM106 216V215H105ZM10 217H12L10 215ZM16 217V216H15ZM18 217V216H17ZM20 217V216H19ZM33 217V216H32ZM36 217V216H35ZM60 217V216H59ZM66 217V216H65ZM69 217V216H68ZM73 217V216H72ZM78 217V216H77ZM79 217V219H80ZM96 217V216H95ZM23 218V217H22ZM25 218V217H24ZM30 218V217H29ZM39 218V217H38ZM41 218V215H40ZM45 218V217H44ZM47 218V217H46ZM50 218V217H49ZM55 218V217H54ZM53 218V219H54ZM62 218V217H61ZM71 218V217H69ZM76 218V217H75ZM85 218V217H84ZM90 218V217H89ZM91 218V219H92ZM57 219V218H56ZM64 219V218H62ZM68 219V218H67ZM74 219V218H72ZM78 219V220H79ZM86 219V218H85ZM91 219L89 221H91ZM99 219V218H98ZM102 219V218H101ZM15 220V219H13ZM23 220V219H22ZM27 220V219H26ZM25 220V221H26ZM30 220V219H29ZM35 220V219H34ZM47 220V219H46ZM49 220V219H48ZM61 220V219H60ZM71 220V219H69ZM76 220V219H75ZM32 221V220H31ZM40 221V220H39ZM52 221V219H51ZM58 221V220H57ZM73 221V220H71ZM69 221V222H71ZM84 221V219L82 220V222ZM95 220H93L94 222ZM98 221V220H97ZM101 221V220H100ZM126 222L127 225H122V222ZM30 222V221H29ZM34 222V221H33ZM36 222V221H35ZM45 222V220H44ZM65 222V221H64ZM81 222V219L80 221ZM103 222V220H102ZM4 223V222H3ZM12 223V222H11ZM31 223V222H30ZM37 223V222H36ZM56 223V222H55ZM63 222H61L62 225ZM75 223V222H74ZM78 223V222H77ZM76 223V224H77ZM95 223V222H94ZM100 223V222H98ZM16 224V223H15ZM18 224V223H17ZM46 224V223H45ZM48 224V223H47ZM52 224V223H51ZM54 224V223H53ZM68 224V223H67ZM72 224V223H70ZM69 224V225H70ZM75 224V225H76ZM97 224V223H96ZM125 224V223H124ZM13 225V224H12ZM22 225V224H21ZM29 225V224H28ZM26 225V226H28ZM37 225V224H36ZM60 225V224H59ZM74 225V224H73ZM71 225V226H73ZM81 225V223H80ZM85 225V224H84ZM92 225V223H91ZM99 225V224H98ZM97 225V228H98ZM149 225V224H147ZM150 225V226H151ZM263 225V224H262ZM25 226V225H24ZM34 226V225H33ZM40 226V225H39ZM55 226V224L53 225ZM64 226V225H63ZM77 226V225H76ZM79 226V224H78ZM90 226V225H89ZM89 226H86L89 228ZM122 226V227H121ZM226 226V225H225ZM233 226V225H232ZM237 226H240L237 224ZM244 226V225H243ZM249 226V225H248ZM248 226H246V228H248ZM1 227V226H0ZM13 227V226H11ZM19 227V226H18ZM30 227V226H29ZM38 227V226H37ZM48 227V226H47ZM62 227V226H61ZM91 227V226H90ZM102 227V226H99ZM121 227V228H120ZM148 227V226H147ZM224 227V228H223ZM227 227V226H226ZM229 227V226H228ZM235 227V226H234ZM242 227V225H241ZM255 227V226H254ZM258 227V226H257ZM256 227V228H257ZM9 228V227H8ZM22 228V227H21ZM28 228V227H27ZM33 228V227H32ZM40 228V227H38ZM43 228V227H42ZM51 228V227H50ZM58 228V227H57ZM64 228V227H63ZM72 228V227H71ZM75 228V227H74ZM78 228V227H77ZM80 228V227H79ZM82 228V227H81ZM96 228V227H95ZM230 228V227H229ZM262 228V226H261ZM260 228V229H261ZM19 229V228H18ZM44 229H47L46 227ZM42 229V230H44ZM55 229V228H54ZM62 229V228H61ZM66 229V228H65ZM70 229V227H69ZM68 229V230H69ZM85 229V227H84ZM82 229V230H84ZM92 229V228H91ZM101 229V228H99ZM121 229V230H120ZM152 229V228H151ZM151 229H146L147 230H151ZM231 229V228H230ZM238 229V228H236ZM235 229V230H236ZM243 229V228H242ZM245 229V228H244ZM249 229V228H248ZM253 229V228H252ZM26 230V229H25ZM52 230V229H51ZM73 230V229H72ZM80 230V229H79ZM78 230V231H79ZM80 230V231H82ZM119 230V231H117ZM154 230V229H152ZM161 230V231H159ZM167 230V231H166ZM226 230V228H225ZM229 230V229H228ZM233 230V229H232ZM251 230V229H250ZM6 231V229H5ZM28 231V230H27ZM26 231V232H27ZM31 231V230H30ZM29 231V232H30ZM54 231V230H52ZM57 231V230H56ZM61 231V230H60ZM71 231V230H70ZM75 230H73L74 232ZM93 231V229H92ZM98 231V230H97ZM144 231V230H143ZM147 231V233L149 232ZM155 231V230H154ZM227 231V230H226ZM230 231V230H229ZM253 231V230H252ZM255 231H257L255 229ZM254 231V233H255ZM11 232V231H10ZM23 232V231H22ZM64 232V231H63ZM68 232V231H67ZM83 232V231H82ZM81 232V233H82ZM96 232V231H95ZM94 232V235H95ZM157 232V231H156ZM169 232V233H170ZM232 232V231H231ZM249 232V230H248ZM251 232V231H250ZM249 232V233H250ZM263 232V231H262ZM260 230L261 235H264ZM5 233V232H4ZM25 233V232H24ZM51 233V232H49ZM53 233V232H52ZM66 233V232H65ZM80 233V232H78ZM86 233V232H85ZM83 232V234H85ZM93 233V232H92ZM91 233V234H92ZM99 233V232H98ZM102 233V232H100ZM143 233V232H142ZM152 233V231H151ZM155 233V232H154ZM152 233V234H154ZM234 233V232H233ZM232 233V235H233ZM237 233V231H236ZM245 233H247L245 231ZM253 233V234H254ZM45 234V233H44ZM72 237H73V233ZM88 234V233H87ZM90 234V235H91ZM145 234V233H144ZM229 234V233H227ZM231 234V233H230ZM244 234V233H243ZM251 234V233H250ZM6 235V234H5ZM11 235V234H10ZM20 235V234H19ZM27 235V234H26ZM41 235V233H40ZM39 235V231L34 230L32 231L29 239H23V240H18L16 241V245L14 248V251L16 253L22 254L24 256H37L40 257L44 256L43 252H40V246H38L37 244L40 242L38 240L37 237H40ZM77 235V234H75ZM79 235V234H78ZM146 235V234H145ZM144 235V236H145ZM156 235V234H155ZM235 235V234H234ZM242 235V234H241ZM247 235V234H246ZM260 235V234H258ZM57 236V235H56ZM65 236V235H64ZM80 236V235H79ZM78 236V237H79ZM141 238H145L143 237V235H141ZM170 235H168L169 237ZM230 236V235H229ZM244 236V235H242ZM241 236V237H242ZM3 237V235H2ZM7 237V236H6ZM10 237V236H9ZM13 237V236H12ZM12 237H10L12 239ZM47 237V235H46ZM51 237V236H50ZM68 237V235H67ZM70 237V236H69ZM75 237V236H74ZM84 237V236H83ZM87 237V236H86ZM92 237V236H91ZM98 237V236H97ZM101 237V234H100ZM98 237V238H100ZM105 237V236H104ZM155 237V236H154ZM172 237V236H171ZM233 237V236H231ZM238 237V234H237ZM253 237V236H252ZM263 236H261L260 238H262ZM16 238V236H15ZM23 238V237H22ZM21 238V239H22ZM57 238V237H56ZM62 238V237H61ZM60 238V239H61ZM81 238V237H80ZM129 238V240H128ZM151 238L148 236V239ZM160 238V237H159ZM257 238V237H256ZM255 238V239H256ZM6 239V238H5ZM43 239V238H42ZM47 239V238H46ZM66 239V237H65ZM74 239V238H73ZM79 239V238H78ZM87 239V238H86ZM93 239V238H91ZM97 239V238H95ZM168 238H164V240L166 241L167 245L168 244ZM243 239H246L243 238ZM251 239V237H250ZM7 240V239H6ZM10 239H8L9 241ZM59 240V238H58ZM71 240V238H70ZM69 240V241H70ZM82 240L83 239H79ZM102 240V239H101ZM137 240V241H138ZM155 240V238H154ZM161 240V239H159ZM163 240V239H162ZM161 240V241H162ZM163 240V243H164ZM170 240V239H169ZM173 240V243L175 242ZM236 240V239H235ZM248 240V239H247ZM262 240V239H261ZM50 241V240H49ZM72 241V240H71ZM81 241V242H82ZM87 241V240H86ZM94 241V239H93ZM92 241V244H93ZM144 241V240H143ZM160 241V242H161ZM188 241H192V243H194L193 241H196L193 245V247L190 249L188 247V245H191L190 243H188ZM229 241V243H228ZM234 241V240H232ZM240 241V240H239ZM243 241V240H242ZM246 241V240H245ZM255 241V240H254ZM253 241V242H254ZM258 241V240H257ZM6 242V241H5ZM4 242V243H5ZM14 242V241H13ZM48 242V241H47ZM57 242V241H56ZM55 242V243H56ZM62 242V241H61ZM64 242V240H63ZM79 242V241H78ZM77 242V243H78ZM80 242V243H81ZM91 242V241H89ZM88 242V246L91 245ZM100 242V241H99ZM105 242V241H104ZM108 242V243H109ZM131 242V241H130ZM145 242H148L145 241ZM152 242V241H151ZM250 242V241H249ZM9 243V242H7ZM45 243V242H44ZM69 242H67L68 244ZM71 243V242H70ZM69 243V244H70ZM77 243H75L77 245ZM95 243V242H94ZM103 243V242H102ZM137 243V242H134ZM142 243V242H141ZM141 243H139L141 245ZM172 243V244H173ZM179 243V244H180ZM240 244L242 243L241 241L239 242ZM251 243V242H250ZM2 244V243H1ZM43 244V243H41ZM50 244V243H49ZM48 244V245H49ZM59 244V242H58ZM63 244V243H62ZM82 244V243H81ZM98 244V243H97ZM100 244V243H99ZM132 244V243H131ZM139 244H137V247H139ZM143 244V243H142ZM147 245H151L149 243H146ZM146 244L144 247H150V246H146ZM175 244V243H174ZM232 244V243H231ZM234 244H238L235 243ZM243 244V243H242ZM40 245V243H39ZM47 245V244H46ZM71 245H74L71 243ZM75 245V246H76ZM83 245H87V244H82ZM96 245V244H95ZM94 245V246H95ZM107 245V244H105ZM153 245V244H152ZM163 245V244H161ZM160 245V246H161ZM177 245V244H176ZM233 245V244H232ZM231 245V246H232ZM244 245V244H243ZM3 246V245H2ZM50 246H53V243L50 244ZM58 246V245H57ZM65 246V245H64ZM68 246V245H67ZM79 246H81L79 244ZM101 246V245H100ZM99 246V248H100ZM103 246V245H102ZM101 246V247H102ZM142 246V245H141ZM140 246V247H141ZM156 246V245H155ZM154 246V247H155ZM164 246V245H163ZM175 246V245H173ZM171 246V247H173ZM180 246V247H181ZM227 246V245H226ZM237 246V245H233ZM246 246V245H245ZM249 246V245H248ZM9 247V246H7ZM13 247V246H12ZM45 247V246H44ZM56 247V245L54 246ZM70 247V246H68ZM86 252H92L93 253V249L91 248H87V246H85ZM98 247V246H97ZM96 247V248H97ZM153 247V246H152ZM169 247V246H168ZM242 247V246H241ZM244 247V246H243ZM5 248V246H4ZM11 248V247H10ZM67 249V247H65ZM64 248V249H65ZM77 247H75L76 249ZM83 248V247H82ZM106 248V247H105ZM104 248V249H105ZM165 248V247H164ZM167 248V247H166ZM170 248V247H169ZM178 248V247H177ZM231 248V247H230ZM237 248V247H235ZM234 248V249H235ZM240 248V247H239ZM246 249V247H244ZM3 249V248H2ZM54 249V248H53ZM58 250V248H56ZM65 249V250H66ZM69 249V248H68ZM67 249V251H68ZM80 249V247H79ZM98 249V248H97ZM96 249V250H97ZM101 249V248H100ZM140 249L141 248H137ZM147 249V248H146ZM151 249V248H150ZM154 249V248H153ZM157 249V248H156ZM161 249V248H159ZM168 249V248H167ZM174 249V248H173ZM180 248H178L179 250ZM227 249V248H226ZM233 249V248H232ZM232 249H230L231 251H233ZM238 249V248H237ZM241 249V250H242ZM12 250V249H11ZM10 250V251H11ZM52 250V249H51ZM50 250V251H51ZM60 250V248H59ZM62 250V248H61ZM73 250V249H72ZM84 250V249H83ZM94 250V251H96ZM117 250V249H116ZM142 250V249H141ZM236 250V249H235ZM239 250V249H238ZM44 251V250H43ZM47 251V250H46ZM54 251V250H53ZM78 251V248L77 250ZM82 251V250H81ZM108 251V249H107ZM118 251V250H117ZM116 251V252H117ZM120 251V249H119ZM137 251V250H136ZM145 251V250H144ZM150 251V250H149ZM158 251V249H157ZM162 251V250H161ZM166 251V250H165ZM176 251V250H175ZM58 252V251H57ZM65 252V251H64ZM71 252V249H70ZM73 252V251H72ZM71 252V254H72ZM84 252V251H83ZM81 252V253H83ZM84 252V253H86ZM105 253V251H103ZM112 253H114L113 251H111ZM109 252V253H111ZM155 252V251H154ZM159 252V251H158ZM164 252V251H163ZM170 252V251H169ZM167 252V253H169ZM172 252V251H171ZM170 252V253H171ZM177 252V251H176ZM175 252V253H176ZM218 252L220 253V255H218ZM51 253V252H50ZM56 253V252H55ZM102 253V252H101ZM121 253V252H120ZM141 253V252H140ZM147 253V252H146ZM149 253V252H148ZM165 253V252H164ZM33 254V255H32ZM62 254V253H61ZM69 254V256L71 255ZM79 254V253H78ZM96 254V253H95ZM116 254V253H115ZM119 254V253H118ZM151 254V252H150ZM162 254V253H161ZM177 254V253H176ZM181 255V253H179ZM178 254V255H179ZM12 255V254H11ZM14 255V254H13ZM49 254H47L48 256ZM52 255V254H51ZM63 255V254H62ZM61 255V256H62ZM76 256V254H74ZM85 255V254H84ZM94 257V254H92ZM104 255V254H102ZM121 255V254H120ZM138 255V254H137ZM136 255V256H137ZM142 255V254H140ZM139 255V256H140ZM149 255V254H147ZM157 255V254H156ZM166 255V253H165ZM169 255V254H168ZM171 255V254H170ZM179 255V256H180ZM66 256V254L64 255ZM73 256V255H71ZM83 256V255H82ZM89 256V254H88ZM114 256V255H113ZM125 256H127L125 254ZM134 256V257H136ZM138 256V257H139ZM144 256V255H142ZM158 256V255H157ZM53 256H51L52 258ZM77 257H80L77 256ZM91 257V256H90ZM105 258L108 257L107 255L104 256ZM120 257V256H119ZM141 257V256H140ZM147 257V256H146ZM154 257V256H152ZM151 257V258H152ZM162 257V256H161ZM165 257V256H163ZM174 258V255L172 256ZM177 257V256H176ZM45 258V256H44ZM43 258V259H44ZM48 258V257H46ZM45 258V259H46ZM56 257H54L55 259ZM60 258V257H59ZM62 258V257H61ZM70 258V257H69ZM74 258V256H73ZM92 258V257H91ZM98 258V257H97ZM101 258V256H100ZM112 258V257H110ZM117 258V255H116ZM122 258V256H121ZM124 258V257H123ZM127 258V257H126ZM125 258V259H126ZM137 258V257H136ZM143 259L145 258L142 257ZM148 258V257H147ZM146 258V259H147ZM159 258V257H157ZM156 258V260H157ZM169 258V257H168ZM166 258V259H168ZM171 258V257H170ZM179 258V257H177ZM176 258V259H177ZM182 258V257H181ZM180 258V259H181ZM184 258V259H185ZM204 258V259H203ZM22 259V258H21ZM32 259V258H31ZM58 259V258H57ZM56 259V260H57ZM99 259V258H98ZM107 259V258H106ZM115 259V256H114ZM128 260L130 259L129 257L127 258ZM134 259V258H133ZM144 261L148 264V262L150 261ZM150 259V257L148 258ZM2 260V259H0ZM14 260V258H13ZM36 260V259H35ZM48 260V259H47ZM50 260V259H49ZM53 260V258H52ZM59 260V259H58ZM65 260V259H63ZM68 260V257H67ZM73 260V259H72ZM71 260V261H72ZM75 260V258H74ZM82 261V259H80ZM79 260V261H80ZM92 260V259H91ZM100 260V259H99ZM102 260V258H101ZM117 260V259H116ZM140 260V258H139ZM155 260V258H154ZM153 260V261H154ZM155 260V261H156ZM165 260V259H164ZM173 260V259H172ZM186 260V259H185ZM209 261H211L210 259H208ZM17 261V260H16ZM15 261V262H16ZM20 261V260H19ZM34 261V260H33ZM41 261V260H40ZM43 261V260H42ZM66 261V260H65ZM79 261H76L79 262ZM98 261V260H97ZM109 261V260H107ZM119 261V259H118ZM117 261V263H118ZM122 261V260H120ZM134 261V260H133ZM140 261V262H141ZM208 261V263H209ZM14 263V261H12ZM35 262V261H34ZM45 262V261H44ZM43 262V263H44ZM63 262V261H62ZM68 263V261H66ZM75 262V261H74ZM84 261H82L83 263ZM88 262V261H87ZM94 262V260H93ZM101 262V261H100ZM113 262H115L113 260ZM127 262V261H126ZM129 262V261H128ZM127 262V263H128ZM131 262V261H130ZM135 262V261H134ZM159 262V261H158ZM167 262V261H166ZM170 262V261H169ZM205 261H203L204 263ZM207 262V260H206ZM205 262V264H206ZM23 263V262H22ZM42 263V264H43ZM47 263V262H45ZM44 263V264H45ZM49 263V262H48ZM53 263V262H52ZM56 263V262H55ZM61 263V262H60ZM65 263V262H64ZM102 263V262H101ZM100 263V264H101ZM112 263V262H110ZM109 263V264H110ZM120 263V262H119ZM125 263V264H127ZM132 263V262H131ZM136 263V262H135ZM143 263V262H142ZM140 263V264H142ZM145 263V264H146ZM164 264V261L162 262ZM181 263V260H180ZM183 263V262H182ZM187 263V262H186ZM222 263V264H223ZM10 264V263H9ZM12 264V263H11ZM16 264V263H15ZM37 264V263H36ZM40 264V263H39ZM51 264V263H50ZM54 264V263H53ZM59 264V261L58 263ZM66 264V263H65ZM94 264V263H93ZM98 264V263H97ZM113 264V263H112ZM123 264V263H122ZM137 264V263H136ZM152 264V262H151ZM155 264V263H154ZM158 264V263H157ZM168 264V263H167ZM172 264V263H171ZM176 264V262H175ZM177 264H179L177 262ZM188 264H191L190 262ZM195 264V263H194ZM213 264V263H212Z\"/></svg>", "mask_w": 264, "mask_h": 264}, {"label": "rangeland", "instance_id": "obj_2", "mask_svg": "<svg viewBox=\"0 0 264 264\" xmlns=\"http://www.w3.org/2000/svg\"><path fill=\"white\" fill-rule=\"evenodd\" d=\"M134 2L136 1V0H133ZM108 3H110V4H108ZM136 3H137V6L139 7V8H141L140 7V5L142 4L141 2H139V0H138V2L136 1ZM138 3H140V4H138ZM59 4V5H58ZM197 4V5H196ZM203 4V5H202ZM205 4V5H204ZM63 5H65L64 3H61V2H58L57 3V7H58V9L60 10L59 11V14H58V16L60 17V19H58V18H54V20H53V18H52V21H51V18L48 20L49 22H48V24L49 25H51V26H53L54 28H56L57 27V32H56V34H54L55 35V37L58 39V41L56 42V38L54 37V36H52V35H49V36H45V39H44V36L42 37V36H40V37H37L36 38V40L37 41H35V39L32 41V43H30L31 44V49L30 48H27V46L25 47L24 45H22V48H21V46H20V48H18V50H17V56L15 55V54H13V55H11L9 52H6V53H1L0 52V63H1V65H8L9 64V62H12V63H14V65L15 64H17L18 66H20L21 64L23 65V64H25V65H27V66H30V64H31V57H32V55H34L33 53H37L36 51H38V53L41 51V48H42V51H43V48H44V52H42V54H47L48 53V51H49V53L51 52V50H52V54L54 53H56V52H58V54L62 51L63 53L62 54H64V51L66 50V46H63V45H65L66 44V42H68V41H72V42H74V43H76L77 45V49L82 53V55L84 56V58H85V60H87V61H93V60H96V58H99V59H101L100 61H102V62H100V64H101V67L103 68V66H104V69L105 70H107V73L109 74V72H111L109 75L110 76H112V74H114L113 75V77H115V76H117V78H119V79H126L125 77H127L128 79V81H143V84H144V87H146V88H148V89H150V92H151V94L153 95H151V100H150V102H149V105L151 106V110H152V114H154V115H156L157 117H158V119H163V120H165V121H168V120H172V121H179V120H181V118H183L184 117V115L186 114V112H189V110H190V112H192V113H190L191 115L190 116H195V117H197V118H195V117H192L193 118V120H194V118H195V121H197V122H199L201 119L203 120H205V119H208V117H209V119H208V123H209V120H210V124L211 125H220V126H225V128H227V127H229L230 125H231V123H234L235 121L237 122V120L238 119H242V116L241 115H244V114H249V113H251L252 111H250V110H253V108H254V110H260V111H264V75H261V74H264V43H261L260 45H258L257 46V48H256V51H255V49H254V46H252V49H251V46H250V51H249V53H248V51H247V48L245 49L244 47H246L248 44L250 45V43H251V40H250V38H251V36L248 38V36L249 35H247V33L249 32V31H255V27H256V30H257V28H258V26L261 24V22L258 20H252V19H248L249 20V22H247L248 20H246L247 18L245 17V16H241V15H233V21H230V16H229V14H228V16H225V15H227V14H225L224 13V16H223V11L221 10V9H219V11L217 10V8H216V10L215 9H213L212 8V6L210 7L208 4H206V3H204V2H197V3H194L193 4V2L191 3H189V5L187 4V5H183V6H181L180 7V9H179V13L178 14H180V16L179 15H177V17L176 18H174V19H172V18H170L171 19V21H168V20H170L169 19V15L167 14V12H164V11H166L164 8V10L162 9V12L163 13H165V14H163V16L162 17H160V18H158L159 19V22L155 25V26H157V27H153V28H151V29H148V31H145L144 30V26H145V24L143 23V18H141V17H139V19L137 20H135V19H132L131 20V18H127V20L128 21H126V23L127 24H125V28H126V31L127 30H138V29H140V30H138L139 32H140V34L142 35L141 37H142V39H141V37L140 38H137V39H134L133 37H132V35L131 34H129V32L127 33L126 31H123V30H120L119 31V29H112V28H110L111 26V23H112V20H110V19H112V17H113V15L116 13V14H119L120 13V11H121V9H122V7H123V3L121 2V1H117V0H104V5L103 6H99V8H97L98 10H96L97 11V13L96 14H94V15H91V17H89L88 18V20H86V21H82V22H68V21H66V17H67V15H68V7L65 5V6H63ZM122 5V6H121ZM191 5V6H190ZM198 5H200V6H198ZM61 7V9H60V7ZM107 7V9H106V7ZM196 6H197V8H196ZM208 8H207V7ZM189 7V9L188 10H186L187 8ZM194 8V9H192V8ZM202 7L205 9V11H206V14H205V16L203 15L204 13H205V11H204V9H202ZM62 8H63V11H62ZM66 8V9H65ZM109 8V9H108ZM183 8V9H182ZM101 9H102V11H101ZM106 9V10H105ZM200 9V10H199ZM203 10V12H202V10ZM209 9H211V10H209ZM64 10H65V13H64ZM105 10V11H104ZM109 10H110V12H109ZM185 10V12L183 13V11ZM190 10V11H189ZM208 10H209V12H208ZM213 10H215L216 12H214ZM101 11V12H100ZM104 11V12H103ZM108 11V12H107ZM187 11V12H186ZM210 12H213L214 13V15L216 16V18H215V16L213 15V13H211L210 14ZM219 14H218V13ZM63 13L64 15H61V14ZM107 13V14H106ZM111 13H112V15H111ZM114 13V14H113ZM202 15H201V14ZM218 15H217V14ZM99 14V15H98ZM166 14L168 15L167 17H166ZM189 14V15H188ZM199 14L202 16V18H201V16H199ZM220 14H221V16H220ZM96 15V16H95ZM108 15H109V17H108ZM186 15V16H185ZM208 15V16H207ZM196 16V17H195ZM210 16H211V18H210ZM213 16H214V18H213ZM239 16V17H238ZM188 17V18H187ZM206 17V18H205ZM244 17V19L246 20H244V19H242ZM177 18H178V20H179V22H178V20H177ZM191 18H193V19H191ZM212 18L214 19L213 21H212ZM223 20H222V19ZM224 18L226 19V18H228L227 20H228V22L226 21V20H224ZM238 18H239V24H240V27H238V28H242V29H244L245 31H246V33L245 34H240V35H238L239 33H237V35H234L233 36V34H236V32L235 33H233L235 30H236V26L238 25V23H236L237 21H238ZM241 18V19H240ZM124 19H126V17L124 18ZM141 19V20H140ZM189 19V20H188ZM195 19H197L196 20V22L197 23H195L194 21H195ZM199 19V20H198ZM207 19H209V20H207ZM210 19H211V21L213 22H211L210 21ZM216 19V20H215ZM222 21H221V20ZM234 19H237L236 20V22H234ZM106 20H107V22H106ZM109 20V21H108ZM129 20H130V22H129ZM172 20H174V21H172ZM177 22H176V21ZM206 20V21H205ZM218 20V21H217ZM220 20V21H219ZM232 20V19H231ZM241 20V21H240ZM251 20V21H250ZM60 21V22H59ZM134 21H136V22H134ZM138 21V22H137ZM189 21V22H188ZM202 21V22H201ZM210 21V22H209ZM217 21V22H216ZM245 21V22H244ZM51 22V23H50ZM105 22L107 23L106 25H105ZM166 22V23H165ZM216 22V23H215ZM220 22H222V24L220 23ZM223 22H224V25H223ZM225 22H227V23H225ZM251 22V23H250ZM260 22V23H259ZM138 23V24H137ZM141 24V26H139L140 24ZM192 23H193V25H192ZM215 23V24H214ZM217 23H219V24H217ZM232 23V25H229V24H231ZM247 23H250V24H247ZM255 23V24H254ZM257 23V24H256ZM56 24V25H55ZM57 24H60L59 26H61L62 27V29H59V28H61V27H59V26H57ZM66 24L68 25V26H66ZM74 25V27L72 26V25ZM75 24H77V25H75ZM87 24V25H86ZM113 24H114V22H113ZM128 24H130V25H128ZM132 24V25H131ZM171 24H173V25H171ZM175 24V25H174ZM188 24V25H187ZM199 24V25H198ZM208 24H210V25H208ZM213 24V25H212ZM221 24V25H220ZM234 24V25H233ZM237 24V25H236ZM244 24L245 25H247L249 28H250V30H249V28L247 29V26H244ZM253 25L254 27H250V25ZM64 26V28H63V26ZM69 25H71V26H69ZM85 25V26H84ZM100 25V26H99ZM105 25V26H104ZM109 25V26H108ZM185 25H186V27H185ZM207 25V26H206ZM219 26V28H217L218 26ZM223 25V26H222ZM227 25V26H226ZM251 25V26H252ZM127 26H129L128 28H127ZM133 28H132V27ZM182 26V27H181ZM210 26V27H209ZM214 26H216V27H214ZM233 26V27H232ZM235 26V27H234ZM239 26V25H238ZM66 27V28H65ZM107 27H108V29H107ZM113 27H114V25H113ZM136 27H138V28H136ZM140 27V28H139ZM197 27V28H196ZM211 27L213 28V29H216L214 32L216 33V35H214V33H213V31H212V29H211ZM229 27H232V29L231 28H229ZM244 27V28H243ZM79 28V29H78ZM98 28V29H97ZM156 28V29H155ZM159 28V29H158ZM179 28V29H178ZM189 28H191V29H189ZM196 28V29H195ZM209 28V29H208ZM222 28V29H221ZM233 28H235L234 29V31H233ZM254 29V30H252V29ZM66 29V30H65ZM81 29V30H80ZM83 29V30H82ZM111 31H110V30ZM143 29V30H142ZM184 29V30H183ZM207 29V30H206ZM210 29H211V31H210ZM223 29H225L226 31L225 32H221V31H224ZM60 30V31H59ZM69 30H71V31H69ZM80 30V31H79ZM104 30V31H103ZM115 30V31H114ZM161 30H162V32H163V34L161 33ZM175 30H176V32H175ZM178 30H179V33H178ZM191 30V31H190ZM198 30V31H197ZM204 30V31H203ZM219 30H221V31H219ZM67 31V32H66ZM76 31V32H75ZM108 31V32H107ZM110 31V32H109ZM117 31V32H116ZM122 31V32H121ZM144 31V32H143ZM153 31V32H152ZM189 31V32H188ZM217 31V32H216ZM231 31H233V32H231ZM80 32V33H79ZM83 32V33H82ZM94 32V33H93ZM100 32V33H99ZM103 32V33H102ZM113 32H115V33H112ZM145 32H146V34H145ZM151 32V33H150ZM164 32H165V34H164ZM190 32H191V34H190ZM202 32V33H201ZM211 32V33H210ZM219 32V33H218ZM256 32V31H255ZM62 34V36H61V34ZM65 33V34H64ZM82 33V34H81ZM122 33H124L123 35L124 36H119V35H122ZM170 33V34H169ZM181 33V34H180ZM200 33V34H199ZM210 33V35H208ZM231 35H230V34ZM58 34V35H57ZM68 34V35H67ZM71 34H73V36L71 35ZM88 34V35H87ZM108 36H107V35ZM112 34V35H111ZM118 34V35H117ZM128 34V35H127ZM145 34V35H144ZM153 34V35H152ZM155 34V35H154ZM176 34V35H175ZM202 34V35H201ZM218 34V35H217ZM224 34V35H223ZM226 34V35H225ZM60 35V36H59ZM92 35V36H91ZM96 35V36H95ZM157 35V36H156ZM163 35H164V38H162L163 37ZM174 35V36H173ZM180 35V36H179ZM192 35V36H191ZM198 35V36H197ZM213 35V36H212ZM57 36H59V37H57ZM65 36V37H64ZM68 36H70V38L68 37ZM75 36V37H74ZM89 36L93 39V40H97L96 42L95 41H91L92 39L91 38H89ZM97 36H98V38H97ZM111 36H112V39H111ZM114 36V37H113ZM118 36V37H117ZM148 36H150V37H148ZM154 38H153V37ZM162 36V37H161ZM166 36V37H165ZM209 36V37H208ZM212 36V37H211ZM215 36V37H214ZM220 36H222V37H220ZM226 36V38H224V37ZM244 36V38H242ZM48 37L50 38L49 40H48ZM68 37V38H67ZM71 37H73L74 38V40H73V38H71ZM78 37V38H77ZM80 37L82 38L81 40H80ZM95 39H94V38ZM122 37V38H121ZM125 37V38H124ZM130 37V39H128V38ZM132 37V38H131ZM178 37V38H177ZM180 37H181V39H180ZM182 37H183V39H182ZM196 38V40H195V38ZM200 37V38H199ZM56 39L55 41L53 40V39ZM75 38H77V39H75ZM88 38V39H87ZM110 38V39H109ZM116 38V39H115ZM124 38V39H123ZM127 38V39H126ZM147 38V39H146ZM157 38V39H156ZM162 38V39H161ZM169 38V39H168ZM170 38H171V40H172V38H173V40L171 41L170 40ZM175 38H176V40H175ZM193 38V40H191ZM204 38V39H203ZM215 38L218 40V41H215ZM219 38L221 39L220 41H219ZM242 38V39H241ZM248 39V41H247V39ZM44 40V42H43V40ZM64 39V40H63ZM122 39V40H121ZM159 39H160V42H158L159 41ZM185 39V40H184ZM199 39V40H198ZM202 39H203V41H202ZM223 39H225V41H226V39H227V41L226 42H224V40ZM45 40H46V44H48V45H46L45 44ZM65 42H63V41ZM85 41V40H87V42L85 43V42H83V41ZM102 41V45L101 44H99V41ZM105 40V41H104ZM120 40V41H119ZM128 41L127 43H126V41ZM140 40V41H139ZM149 43H147L146 41ZM190 40V41H189ZM214 40V41H213ZM54 41V42H53ZM100 41V42H101ZM106 41H108V42H106ZM111 41V42H110ZM116 41V42H115ZM119 41V42H118ZM137 41V42H136ZM175 41L177 42V43H175ZM181 41H184V42H181ZM188 41V42H187ZM191 41H192V45H191ZM197 42V44H196V42ZM199 41H201V42H199ZM204 41H206V42H204ZM209 41V42H208ZM224 42V43H222V42ZM229 41H230V43H229ZM235 41V44L233 43ZM242 41V42H241ZM244 41H245V43H248V44H245L244 43ZM247 41V42H246ZM250 41V42H249ZM38 42V43H37ZM41 42H43V43H41ZM48 42V43H47ZM82 42V43H81ZM91 42H95V46L97 47V49H99L100 50V52H99V50H97L99 53H98V56L99 57H94V58H92L91 57V55H89L88 54V47H87V45H88V43H91ZM106 42V43H105ZM112 42H113V44H112ZM118 42V43H117ZM125 44H127L126 46H123V44L124 43ZM130 42V43H129ZM163 42H164V44H163ZM174 42V43H173ZM228 42V43H227ZM237 42H238V44H237ZM240 42V43H239ZM41 43V44H40ZM57 43V44H56ZM97 43V44H96ZM108 43V44H107ZM114 43H116V45H114ZM123 43V44H122ZM144 43H146V45L144 44ZM152 43V44H151ZM160 43V44H159ZM190 43V44H189ZM200 44V46H199V44ZM201 43H202V45L204 46V47H202V45H201ZM205 43V44H204ZM36 44H37V46H36ZM51 46H50V45ZM54 44V45H53ZM56 44V45H55ZM81 44V45H80ZM83 44H84V46H83ZM105 44V45H104ZM124 44V45H125ZM133 44V45H132ZM148 44V45H147ZM172 44H174V45H172ZM184 44V45H183ZM187 44V45H186ZM189 44V45H188ZM227 44L231 47H229V46H227ZM236 44H237V46H236ZM239 44H241L240 46H239ZM243 44V45H242ZM42 45V46H41ZM86 45V46H85ZM119 45V46H118ZM122 45V46H121ZM140 45V46H139ZM142 45V46H141ZM151 45H153V46H151ZM155 45V46H154ZM161 45H163V46H161ZM178 45V46H177ZM194 45H196V47H194ZM261 45H263L262 46V48H261V50L259 49L260 47H261ZM49 46V47H48ZM57 47V48H55V49H57V50H55L53 47ZM99 46H100V48H99ZM106 46H108L107 48H105L104 49V47H106ZM110 46V47H109ZM116 46V47H115ZM122 48H121V47ZM132 46V47H131ZM137 46V47H136ZM148 46V47H147ZM172 46V47H171ZM176 46V47H175ZM191 48H189V47ZM212 46V47H211ZM213 46H214V48H213ZM220 46V47H219ZM224 47V49H223V47ZM243 46V47H242ZM36 47V48H35ZM62 47V48H61ZM82 47V48H81ZM111 47H112V49H111ZM119 47H120V49H119ZM125 47H127L126 48V50L124 49ZM140 47V48H139ZM151 47V48H150ZM157 47V48H156ZM168 47H170V48H168ZM175 47V48H174ZM236 47H240L239 49H237ZM259 47V48H258ZM46 48V49H45ZM47 48H48V50H47ZM54 49V51H56V52H54L53 51V49ZM60 50H59V49ZM85 48V49H84ZM111 49V50H109V49ZM116 49V50H114V49ZM147 48V49H146ZM156 48V49H155ZM167 49L168 48V52L166 51V49L165 50H163V49ZM172 48V49H171ZM187 50H185V49ZM200 48V49H199ZM201 48H202V51L204 52H201L200 50H201ZM208 48V49H207ZM235 48V49H234ZM27 49V50H26ZM62 49V50H61ZM129 49V50H128ZM134 49V50H133ZM142 49V50H141ZM153 49H154V51H153ZM195 49H198V50H196V52L194 51ZM205 49H207V51L204 50ZM212 49V50H211ZM213 49H214V51H213ZM223 49V50H222ZM247 51L246 53L248 54H245V50ZM254 49V50H253ZM20 50V51H19ZM21 50H22V52H21ZM47 50V51H46ZM104 50V51H103ZM108 51V52H106V51ZM118 50V51H117ZM125 50V51H124ZM141 50V51H140ZM151 50V51H150ZM160 50V51H159ZM163 50V51H162ZM174 52H172V51ZM177 50V51H176ZM179 50V51H178ZM184 50V51H183ZM190 50H191V52H190ZM210 52H209V51ZM222 50V51H221ZM229 50V52H226V51H228ZM238 50V51H237ZM254 52H253V51ZM260 52H259V51ZM30 51V52H29ZM34 51V52H33ZM114 51H115V54H114ZM116 51H117V53H116ZM120 51V52H119ZM124 51V52H123ZM129 53H128V52ZM132 51L134 52V54L132 53ZM138 51V52H137ZM139 51H140V54H139ZM147 54H145L144 52ZM162 51V52H161ZM166 51V52H165ZM176 51V52H175ZM198 51V52H197ZM213 51V52H212ZM232 51V52H231ZM235 51V52H234ZM242 51V53H240ZM261 51H263V52H261ZM24 52V53H23ZM27 52V53H26ZM41 52H40V54H41ZM47 52V53H46ZM103 52V53H102ZM131 52V53H130ZM143 52V53H142ZM164 52V53H163ZM189 52V53H188ZM193 52V53H192ZM201 52V53H200ZM214 52H216V53H214ZM223 52V53H222ZM226 54H225V53ZM239 52V53H238ZM257 52V53H256ZM8 53V54H7ZM18 53H19V56H20V58H19V56H18ZM27 55H26V54ZM30 53V54H29ZM86 53V54H85ZM106 53H108V57H106L107 59H103V57H105L106 56ZM111 53H113L112 55H111ZM120 53H122V54H120ZM123 53H125V54H123ZM142 53V54H141ZM150 53V54H149ZM152 53H155V54H152ZM159 55H158V54ZM168 53H169V55H168ZM188 54V56H187V54ZM190 53H192V54H190ZM196 53V54H195ZM201 55H205L206 53H207V55H205L206 57H208V55L209 54H214V55H216V56H214L215 58H217L218 59V61L219 62H221V64L222 63H224V61L225 60H227V62L225 61V63L223 64L224 66H226L225 68H224V66H220V68H219V71H215V70H213V69H211V67L210 66H208L207 65V63L205 62L206 61V58H205V56L203 55V57L205 58H201V56H200V54ZM218 53V54H217ZM238 53V54H237ZM253 53V55L254 54H259L258 56L261 58V60H260V58L257 56V55H254L253 56V59L252 58H250L249 57V55L250 54H252ZM23 54V55H22ZM57 54V53H56ZM61 54V53H60ZM101 54V55H100ZM131 54V55H130ZM152 54V55H151ZM165 55V56H167V59H166V57L165 58H163L161 55ZM197 54H198V56L199 57H197ZM212 54V55H213ZM221 54V55H220ZM224 54V55H223ZM240 54V55H239ZM3 55V56H2ZM8 55V56H7ZM104 55V56H103ZM113 55L115 56L114 58L115 59H113ZM119 55V56H118ZM136 57H135V56ZM143 55H144V57H143ZM151 56V57H153V58H151V57H149V56ZM157 55V56H156ZM223 55V56H222ZM227 55V56H226ZM231 55V56H230ZM233 55H235V56H233ZM239 55V56H238ZM244 55V56H243ZM263 55V56H262ZM9 56H10V58H9ZM16 56V57H15ZM24 56H26V57H24ZM27 56H31L30 58L29 57H27ZM89 56V57H88ZM103 56V57H102ZM112 56V57H111ZM119 58H118V57ZM120 56H122L123 57V59H122V57L120 58ZM129 56V57H128ZM143 58H142V57ZM146 56H148V57H146ZM169 56H170V58H169ZM221 56V57H220ZM226 56V57H225ZM229 56V57H228ZM246 56H248L247 58H246ZM18 57V58H17ZM21 57H22V59H21ZM88 57V58H87ZM135 57V58H134ZM189 57V59H187V58ZM196 57V58H195ZM219 57H220V59H219ZM223 57H225V59L223 58ZM231 57V58H230ZM259 58V60L258 59H256V58ZM2 58V59H1ZM8 58H9V60H8ZM14 58H17V59H15V60H13ZM27 58H29V59H27ZM111 58V59H110ZM125 58V59H124ZM137 58V59H136ZM158 58V59H157ZM176 58V59H175ZM193 60H191V59ZM226 58H228V59H226ZM230 58V59H229ZM241 58V59H240ZM250 58V59H249ZM7 59V60H6ZM19 59V60H18ZM104 61H103V60ZM113 59V61H111ZM122 59V61H120ZM132 59H133V61H132ZM136 59V60H135ZM139 59V60H138ZM147 59V60H146ZM152 59V60H151ZM157 59V60H156ZM163 59H165L166 60V65H165V60H163ZM169 59H171V60H169ZM175 59V60H174ZM179 59V60H178ZM246 61H245V60ZM249 59V60H248ZM11 60V61H10ZM22 60H23V62H22ZM26 60V61H25ZM27 60H29V62L27 61ZM130 60H131V62H130ZM149 60V61H148ZM190 60V61H189ZM201 60H202V63H201ZM223 60V61H222ZM239 60V61H238ZM241 60V61H240ZM252 60H255V61H253L252 62ZM4 61V62H3ZM8 61V62H7ZM111 61V62H110ZM119 61V62H118ZM146 61V62H145ZM148 61V62H147ZM158 61V62H157ZM169 61H171V62H169ZM179 61H181V62H179ZM192 61V62H191ZM242 61L243 62H245V63H242ZM250 61H251V63H250ZM261 61V62H260ZM7 62V63H6ZM25 62V63H24ZM27 62H28V64H27ZM105 62H107V63H105ZM109 62V63H108ZM114 62V63H113ZM125 62H126V65H125ZM129 62V63H128ZM141 64H140V63ZM151 62H152V64H151ZM156 62V63H155ZM173 62V64H175V65H173V64H171ZM185 62H186V64H185ZM187 62H188V64H187ZM190 62V63H189ZM200 62V63H199ZM229 62V63H228ZM234 64V67H233V64ZM248 62V63H247ZM254 62H258L257 64L255 63V65H254ZM11 63V64H12ZM102 63H103V65H102ZM104 63H105V65H104ZM113 63V64H112ZM117 63V64H116ZM155 63V64H154ZM157 63H159L160 64V66H159V64H157ZM169 63H170V65L171 66H169ZM181 63V64H180ZM198 63V64H197ZM262 63V64H261ZM117 66H116V65ZM120 64V65H119ZM129 65V67H128V65ZM145 64V65H144ZM147 64V65H146ZM149 64V65H148ZM156 66V64H157V66H159V68L161 67V66H163L162 68H160L161 70H159V68L158 67H155L154 65ZM192 65V66H189V65ZM206 64L209 68H210V70H209V68L207 69V67L205 68L204 67V65ZM228 64V65H227ZM232 64V65H231ZM242 64H245L244 66L242 65ZM247 64V65H246ZM4 65V66H5ZM109 65V66H108ZM110 65H113V66H115V67H113V66H110ZM121 65H124V66H122L121 67ZM133 65H134V67H133ZM136 65H138L139 67H137ZM152 65H153V68H151L152 67ZM166 67H165V66ZM185 65V66H184ZM188 65V66H187ZM195 65V66H194ZM199 65V66H198ZM205 65V66H206ZM232 66V69H231V66ZM258 65V67L259 68H261V70L259 69V68H257V67H255V66H257ZM260 65H261V67H260ZM119 66V67H118ZM127 66V67H126ZM146 66V67H145ZM150 68H149V67ZM169 68H168V67ZM176 66V67H175ZM198 66V67H197ZM204 67V69H203V67ZM230 66V67H229ZM238 66V67H237ZM241 66H242V68L244 69V68H246L247 66H248V68H246L245 70H244V72H242L243 71V69L241 68ZM251 66H252V68H251ZM254 66V67H253ZM109 67H112V68H110V69H108ZM132 67H133V69H132ZM137 69H136V68ZM144 67V68H143ZM170 67H173V68H170ZM178 67V68H177ZM192 67V68H191ZM228 67V68H227ZM249 67L251 68V69H249ZM119 68V69H118ZM126 68V69H125ZM180 68V69H179ZM197 68V69H196ZM234 68H235V70H234ZM241 68V70H239V69ZM116 69H117V71H116ZM134 70V71H132V70ZM138 69H140V70H138ZM143 69V70H142ZM148 69V70H147ZM152 69V70H151ZM153 69L154 70H156L155 71V73H154V71H153ZM163 69V70H162ZM168 69V70H167ZM173 69V70H172ZM178 69H179V71H178ZM192 71H191V70ZM196 69V70H195ZM222 71H221V70ZM227 70V71H225V70ZM255 69V70H254ZM108 70H110L109 72H108ZM113 70H115V71H113ZM119 70V71H118ZM121 70H122V74H120L121 73ZM126 70V71H125ZM137 72H136V71ZM142 70V71H141ZM169 70H170V73H169ZM174 70H175V72H174ZM185 71V72H187V73H185V72H183V71ZM207 70H209V71H207ZM233 70V71H232ZM237 70H238V72H237ZM247 70V71H246ZM257 70H258V72H261V73H258L257 72ZM260 70V71H259ZM130 71L133 73V75H131L132 73H130ZM145 71H146V73H145ZM148 71H152L151 73L150 72H148ZM161 71H163V72H161ZM167 71V72H166ZM182 73H181V72ZM189 71V72H188ZM195 71V72H194ZM203 71V72H202ZM252 73H251V72ZM117 72V73H116ZM130 74H129V73ZM139 72V73H138ZM157 72V73H156ZM158 72H160V73H162V74H160V73H158ZM172 72V73H171ZM193 72V73H192ZM196 72H198V73H196ZM208 72V73H207ZM210 72H212L211 74H210ZM216 72V73H215ZM219 72V73H218ZM223 72H229V73H231V74H229V73H227L226 75H225V73H223ZM237 72V73H236ZM249 72V73H248ZM263 72V73H262ZM141 73H143V74H141ZM154 73V74H153ZM167 73V74H166ZM191 73H192V75H191ZM196 73V74H195ZM204 73V74H203ZM207 75H206V74ZM221 73H223L224 74V76H222L221 75ZM236 73V74H235ZM246 73V74H245ZM257 73V74H256ZM127 74H129L128 76H127ZM137 74V75H136ZM144 74L145 75H147V76H144ZM156 74H157V76H156ZM169 74V75H168ZM171 74V75H170ZM181 74H183V77H182V75ZM193 74H195L197 77H199V80H201L200 82L198 81V78H196L195 77V75H193ZM209 74H210V76H209ZM216 74H217V78L215 77L216 76ZM220 74V75H219ZM229 74V75H228ZM245 74V75H244ZM250 74H251V76L253 75V77H251L250 76ZM255 74V75H254ZM258 74H260L259 76H258ZM121 75V76H120ZM125 75V76H124ZM140 77H139V76ZM150 75H151V77H150ZM155 75V76H154ZM204 75V76H203ZM215 75V76H214ZM230 75H232L233 76V78L230 76ZM238 75V76H237ZM240 75H243V76H241L242 77V79H241V77H240ZM246 75H248V77L246 76ZM120 76V77H119ZM131 76H134V77H132V78H130ZM149 76V77H148ZM152 76H153V78H152ZM166 76L167 77H169V78H166ZM180 76V77H179ZM191 76V77H190ZM194 76V77H193ZM202 76V77H201ZM214 76V77H213ZM220 76V77H219ZM235 76H236V78H238V79H236L235 78ZM258 76V77H257ZM262 78H261V77ZM157 77V78H156ZM161 77H163L162 78V80H160L161 79ZM176 77V78H175ZM188 77V78H187ZM206 77H207V79L208 78H211V79H206ZM219 77V78H218ZM244 77V78H243ZM256 79H255V78ZM261 78V80H260V78ZM21 79V80H25V81H27V82H30V81H32V79L31 78H21V77H13V76H11V78L10 79ZM130 78V79H129ZM144 78H145V80H146V82H145V80H144ZM147 78V79H146ZM175 80H177V81H175ZM178 78L180 79V80H178ZM187 78V79H186ZM196 80H195V79ZM221 78V79H220ZM223 78V79H222ZM228 80H226V79ZM230 78H232V80L230 79ZM245 78H246V80H245ZM248 78H250L249 80H248ZM258 78H259V80H258ZM150 79H152V80H150ZM159 79V81H157ZM169 79V80H168ZM172 79V80H171ZM185 79V80H184ZM218 79H219V81H218ZM236 79V80H235ZM242 81H241V80ZM29 80V81H28ZM149 80V81H148ZM156 80V81H155ZM184 80V81H183ZM227 82H226V81ZM235 80V81H234ZM244 80V81H243ZM173 81V82H172ZM190 81H191V83H190ZM193 81H195V82H193ZM217 81V82H216ZM221 81V82H220ZM231 81V82H230ZM248 81V82H247ZM252 81H255V82H253L252 83ZM154 82H156L155 84H154ZM162 84H161V83ZM177 82V83H176ZM180 82V83H179ZM182 82H184L183 84H182ZM194 83V85H193V83ZM213 82V83H212ZM214 82H216L215 84H214ZM219 82V83H218ZM231 84H229V83ZM238 82L240 83V84H238ZM242 82V83H241ZM252 83V84H250V83ZM259 82V83H258ZM31 83V82H30ZM32 83H34V81L32 82ZM150 83V84H149ZM152 83V84H151ZM159 83V84H158ZM172 83V84H171ZM173 83H175L176 85H178V87L176 86V85H174ZM185 83H186V87H184L185 86ZM200 83V84H199ZM211 83V84H210ZM226 83V84H225ZM237 83V84H236ZM244 83H246V84H244ZM248 83V84H247ZM256 83H258V85H255ZM153 84H154V86H153ZM161 84V85H160ZM165 84H166V86H165ZM179 84H180V86H182V87H179ZM182 84V85H181ZM191 84V85H190ZM203 86H202V85ZM207 84H208V86H207ZM219 84V85H218ZM224 84V85H223ZM233 84V85H232ZM244 84V85H243ZM152 85V86H151ZM155 85H156V87H155ZM190 85V86H189ZM193 85V86H192ZM210 85H211V87H210ZM229 87H228V86ZM234 85H235V87H234ZM243 85V86H242ZM250 85H251V87H250ZM150 86L152 87V90H151V88H150ZM162 86V87H161ZM163 86H165V87H163ZM170 86V87H169ZM172 86L174 87V88H172ZM200 86H202V87H199ZM219 86V87H218ZM240 86V87H239ZM153 87H155L154 88V90H153ZM161 87V88H160ZM176 87H177V89H176ZM193 87V88H192ZM227 87V88H226ZM235 89H234V88ZM237 87V88H236ZM245 87V88H244ZM246 87H248V88H246ZM163 88V89H162ZM166 88V89H165ZM189 88H191V89H189ZM212 90H211V89ZM223 88V89H222ZM20 89H23V88H20ZM20 89H13V90H10V91H4V90H1L0 91V113H3V112H5V109L6 108H8V109H6L7 110V112L8 111H10V112H8V113H13L14 111L16 112H18V110L19 111H21V110H25L26 112V114H29V113H31L32 112V108H31V104H30V101L28 100H26L27 98H25L24 97V95H23V90H20ZM162 89V90H161ZM175 90V91H173V90ZM198 89H200V90H198ZM204 89V90H203ZM217 89V90H216ZM220 89V90H219ZM233 90V91H231V90ZM239 89H240V91H239ZM251 89V90H250ZM260 89V90H259ZM18 90V91H17ZM155 90L158 92V94H157V92L155 93ZM190 90V91H189ZM195 90V91H194ZM196 90L199 92V93H197L196 92ZM228 91V93H226V94H224L225 93V91ZM229 90L231 91V92H229ZM242 90V91H241ZM247 90V91H246ZM13 91V92H12ZM21 91V92H20ZM178 91H180L181 93H179ZM202 91H203V95H202ZM207 91L209 92V94L207 93ZM224 91V92H223ZM226 91V92H227ZM235 91V92H234ZM237 91V92H236ZM244 91V92H243ZM8 94H10V95H8ZM152 92H154V94L152 93ZM162 92H163V94H162ZM186 94H185V93ZM189 92H191V97H190V93ZM196 94H195V93ZM212 92H213V94L215 95V97H214V95H212ZM233 92H234V94H233ZM239 92V93H238ZM248 92V93H247ZM260 92V93H259ZM5 94V98L3 97L4 96V94ZM16 93V94H15ZM19 93V94H18ZM161 93V94H160ZM166 93V94H165ZM168 93V94H167ZM170 93H172L171 95H170ZM175 93V94H174ZM178 94V99H175V98H177V94ZM207 95H209V96H207ZM230 93V94H229ZM244 93V95L242 96V94ZM252 93H254V94H252ZM106 94V93H105ZM103 95V97H106L107 96V94L106 95ZM155 94H156V96H155ZM181 94V95H180ZM183 94V95H182ZM184 94H185V96L186 97H184ZM189 94V95H188ZM238 94V98H237V95ZM246 94V95H245ZM258 94V95H257ZM261 94V95H260ZM2 95V96H1ZM174 97H173V96ZM179 95H180V97H179ZM194 97H193V96ZM197 95H199V97L201 98L202 96L204 97V98H208V99H206V100H203L204 98H202V101H201V99L199 100V102H198V99H199V97L197 96ZM206 95V96H205ZM210 95H211V98H210ZM222 95V96H221ZM232 95V96H231ZM249 95V96H248ZM253 95V96H252ZM14 96V97H13ZM155 96V97H154ZM167 98H166V97ZM169 96V97H168ZM183 98H182V97ZM196 96V97H195ZM218 96H219V98H218ZM228 96V97H227ZM234 96H236V99H234L235 97ZM246 96H248L249 98H247ZM251 96V97H250ZM259 96V97H258ZM8 97V98H7ZM12 97V98H11ZM158 97V98H157ZM170 97H171V99H170ZM231 97H234L233 98V100L235 101H233L232 100V98ZM239 97L242 99H239ZM2 98V99H1ZM13 98H14V100H13ZM25 98V99H24ZM153 98H155V99H153ZM169 98V99H168ZM185 98V99H184ZM194 98V99H193ZM198 98V99H197ZM214 100H213V99ZM217 98V99H216ZM225 98V99H224ZM231 98V99H230ZM245 98V99H244ZM250 98H251V100H250ZM256 98V99H255ZM263 98V99H262ZM5 99H7L6 101H8L9 99V103L8 102H6L5 101ZM157 99L159 100V102L161 103L162 102V104H159V102H157ZM165 99V100H164ZM167 99V100H166ZM180 99V100H179ZM182 99V100H181ZM190 101H189V100ZM218 99H219V102H218ZM227 99H229V101L227 100ZM244 99V100H243ZM17 100V101H16ZM25 100V101H24ZM164 100V101H163ZM216 100V101H215ZM221 100H223V101H221ZM250 100V101H249ZM18 102V103H16V102ZM27 101V102H26ZM168 101H170V102H168ZM180 101V102H179ZM184 101V102H183ZM197 101V102H196ZM228 101V102H227ZM242 101H244V103L246 102V104H244ZM12 102H14V103H12ZM20 102V103H19ZM157 102V103H156ZM165 103V105H164V103ZM167 102V103H166ZM175 102V103H174ZM188 102V103H187ZM192 102V103H191ZM194 102V103H193ZM196 102V103H195ZM206 102V103H205ZM215 102V103H214ZM216 102L218 103V104H216ZM222 102V103H221ZM238 102V103H237ZM5 103V104H4ZM11 103V104H10ZM135 103H137L139 106H140V109H142V107H144V105H143V103H141V102H135ZM134 103V106L133 107H135V109H138L139 108V106L138 105H136ZM174 103V104H173ZM178 103V104H177ZM199 103H200V105H199ZM202 103H203V105H202ZM221 103V104H220ZM227 103H229V105L227 104ZM241 103H243L244 104V106H243V104H241ZM258 103V104H257ZM7 104V105H6ZM10 104V105H9ZM166 104H168V106L166 105ZM170 104V105H169ZM180 104V105H179ZM186 104V105H185ZM189 104V105H188ZM196 104V105H195ZM208 104V105H207ZM216 104V105H215ZM224 106H223V105ZM231 104V105H230ZM236 104L238 105H240V106H242V107H239V105L238 106H236ZM6 105V106H5ZM26 105V106H25ZM30 105V106H29ZM136 105V106H135ZM184 105V106H183ZM199 105V106H198ZM219 105V106H218ZM234 105V106H233ZM246 105V106H245ZM254 105V106H253ZM256 105V106H255ZM262 105V106H261ZM14 106H15V108H14ZM161 106V107H160ZM179 106V107H178ZM183 106V107H182ZM189 106V107H188ZM191 106L193 107V109H190L191 108ZM196 106L198 107V108H196ZM201 106V107H200ZM203 106V107H202ZM210 107V110H208L209 109V107ZM227 106V107H226ZM230 108H229V107ZM252 106V107H251ZM259 106H261V107H259ZM131 108L132 110H129V109H127L125 112H124V115H122V116H120V115H118L117 116V114H114V113H112L111 112V114L109 113V112H105L104 111V109H102L101 111H99L98 112V115L97 116H99V117H95L96 119H94V121L92 122V124L93 123H95V124H93V125H91V126H81V129H79V131H78V134H80V133H83L85 136H84V138L85 139H78L77 138V136H79V135H76V136H74L73 138H72V140H73V144H72V151H76V152H78V153H82L83 151V153H85V151H87V146L86 145H88L89 144V142H92V140H94L92 143H96L97 144V146H99V144H100V147H107L109 144V146H113V145H118L120 142H121V137H122V128L126 125V124H129L130 122L132 123V122H134V123H142V124H145V123H148L149 122V120L147 119L148 117H147V115L145 116V115H138V117L136 116V118H135V116H132V111H133V109L134 108ZM138 107V108H137ZM177 107V108H176ZM182 107V109H180ZM184 107H186V108H184ZM195 107V108H194ZM219 107H221V108H224L225 107V109H221V108H219ZM233 107V108H232ZM238 107H239V109H238ZM248 107V108H247ZM250 107V108H249ZM3 108H4V111H3ZM19 108V109H18ZM154 108H156L155 110H154ZM202 110H201V109ZM214 108V109H213ZM222 111V110H224V111H222V112H220V110ZM231 109V110H229V113H228V111H226V110H228V109ZM235 108H237V109H235ZM243 109V111L241 110V109ZM252 108V109H251ZM257 108V109H256ZM2 109V110H1ZM26 109H28V110H26ZM159 109V110H158ZM169 109V110H168ZM197 109V110H196ZM200 109V110H199ZM211 109H212V111H211ZM248 109V110H247ZM250 109V110H249ZM263 109V110H262ZM13 110V111H12ZM23 110V111H24ZM139 110V109H138ZM137 110V111H138ZM154 110V111H153ZM161 110V111H160ZM164 110H166L165 112H163ZM171 110V111H170ZM176 110V111H175ZM179 110V111H178ZM184 110H186L185 111V114L183 113L184 112ZM196 110V111H195ZM206 110L207 111H210V112H206ZM232 110H233V113H232ZM237 110L239 111V113L237 112ZM242 111V114H241V111ZM244 110L246 111L245 113H244ZM253 110V111H254ZM157 111H158V113H157ZM170 111V112H169ZM194 111V112H193ZM203 111L205 112V113H203ZM236 111V112H235ZM28 112V113H27ZM102 112H104V113H102ZM175 112V113H174ZM200 112V113H199ZM213 112H216V113H213ZM228 113L227 115L226 114H224V113ZM105 113H106V115H105ZM109 113V114H108ZM174 113V114H173ZM194 113V115H192ZM209 113V114H208ZM212 115H211V114ZM230 113H232L231 114V118H230ZM244 113V114H243ZM128 114V115H127ZM158 114V115H157ZM163 114V115H162ZM177 114V115H176ZM180 114H181V116H180ZM196 114V115H195ZM203 114H204V116H203ZM215 116H214V115ZM233 114H235V115H233ZM240 116H239V115ZM128 117H127V116ZM187 115V114H186ZM199 115H200V117H199ZM220 115V116H219ZM221 115H223V116H221ZM238 116V118H236L237 116ZM106 116L107 117H109V118H106ZM115 116H117V117H115ZM120 116V117H119ZM123 116H124V118H123ZM132 116V117H131ZM139 116H142V117H139ZM164 116H166L165 118H164ZM171 116V117H170ZM175 116H176V120H175ZM180 116V117H179ZM214 116V117H213ZM224 116H226V117H224ZM229 116V117H228ZM101 117V118H100ZM104 117V118H103ZM112 117V118H111ZM119 117V118H118ZM126 117V118H125ZM162 117V118H161ZM205 117V118H204ZM103 118V119H102ZM106 118V119H105ZM114 118V119H113ZM116 118V119H115ZM120 118H121V124H119L120 123ZM130 118H131V120H130ZM134 118V119H133ZM137 118H139V119H142V118H145V122L143 121V119H142V121L141 120H139V119H137ZM171 118V119H170ZM179 118V120H177ZM201 118V119H200ZM215 118H219L218 120L217 119H215ZM227 118V119H226ZM110 119H113V120H110ZM126 119V120H125ZM137 119V120H136ZM197 119H200V120H197ZM216 121H214V120ZM240 119V120H241ZM96 120V121H95ZM117 120V121H116ZM122 120H124V121H122ZM128 120H130V121H128ZM139 120V121H138ZM147 120V121H146ZM221 120V121H220ZM223 120V121H222ZM230 120H232V121H230ZM240 120H238V121H240ZM1 121V120H0ZM97 121L99 122V123H97ZM102 121V122H101ZM107 123V125H106V123ZM111 121L113 122V124L111 123ZM138 121V122H137ZM196 122V123H197ZM212 122V123H211ZM225 122V123H224ZM227 122H229V123H227ZM97 123V124H96ZM118 123V124H117ZM218 123V124H217ZM103 124V125H102ZM112 124V125H111ZM116 124L118 125V127H116ZM227 124V125H226ZM2 125H3V123H1L0 122V130L2 131ZM97 125V126H96ZM110 125V126H109ZM102 128H101V127ZM105 126V127H104ZM109 126V127H108ZM87 127H89V129L87 130ZM96 127H99V128H96ZM84 130H83V129ZM105 128V129H104ZM107 128V129H106ZM110 128H111V131H113V133L110 131ZM91 129V130H90ZM94 129H96V130H94ZM101 129V130H100ZM113 129V130H112ZM114 129H116V130H114ZM83 130V131H82ZM99 130H100V132H99ZM107 130V131H106ZM110 132H109V131ZM1 131H0V134H1ZM92 131V132H91ZM94 131H96V133L94 132ZM121 131V132H120ZM85 132V133H84ZM87 132H89V134L87 133ZM95 134H94V133ZM101 132H102V134H101ZM105 132V133H104ZM107 132V133H106ZM116 132V133H115ZM118 132V133H117ZM91 133H92V135H91ZM111 133V134H110ZM94 134V135H93ZM104 134L106 135V137H107V135H108V137L106 138L105 136H104ZM109 135H110V138H109ZM113 135V136H112ZM117 135V136H116ZM119 135H120V137H119ZM88 136V137H87ZM97 136V137H96ZM100 136H102V137H100ZM112 136V137H111ZM94 137V138H93ZM89 138V139H88ZM105 138V139H104ZM112 138V139H111ZM96 139V140H95ZM89 140V141H88ZM98 140V141H97ZM115 140V141H114ZM116 140H118V141H116ZM119 140H120V142H119ZM0 159H2L3 158V154H5V152H8L10 149H12V147H13V145H14V143L11 141H2V139L0 138ZM81 141V142H80ZM86 143V145H85V143ZM101 141V142H100ZM107 141V142H106ZM77 142V143H76ZM99 142V143H98ZM105 142V143H104ZM2 143V144H1ZM9 143H11V144H9ZM13 143V144H12ZM82 143V144H81ZM94 143V144H95ZM102 143V144H101ZM112 143V144H111ZM75 144H76V146H75ZM10 145V146H9ZM73 145L75 146L74 148H73ZM85 145V146H84ZM8 146V147H7ZM79 146V147H78ZM82 147H84V149L82 148ZM8 148H10V149H8ZM4 149V150H3ZM8 149V150H7ZM2 150V151H1ZM79 150H81V151H79ZM0 174H2V173H0ZM4 175H6V176H4ZM4 177V178H3ZM10 177V178H9ZM26 178V180H25V178ZM30 178V179H29ZM4 179V180H3ZM7 179V180H6ZM8 179H9V181H8ZM11 179V180H10ZM19 179L20 180H18V179H14V177L12 176V175H9V174H3L2 175V177L0 176V187H1V197L2 198H0V204H2V206L0 205V259H2V260H0V264H42L44 261L45 262H47V263H45V264H57L58 263V261H59V264H100L101 262V264H109L110 262H112L113 264H125V263H127L128 261V263L127 264H140V263H142V264H145L146 262H144V261H141V260H144V259H146L147 257L149 258L150 257V259H146L145 261H149L148 262V264H151V262H152V264H163L162 262L164 261V264H175V262H176V264H177V262L179 263V264H188L189 262L191 263V264H200V261H198V260H196V259H190V260H188L187 258H185L183 255H182V251H181V249H182V246H181V243L178 241V242H176L175 240H174V236H173V233L172 232H170V230H166L167 231V233L164 231V235L166 236V237H164L163 235H162V231L161 230H159V231H161V232H158V230H156V228H153V225H151V223H147V224H149V225H145L143 228H142V230H141V232H140V242H139V240L138 239H135V238H132V240L130 239V241H129V243H130V246L133 248V249H135L134 251H135V254L137 255H134V256H136V257H134L133 256V254H130V256H129V253H126V252H124L120 247L119 248H116V249H114V250H112L113 248H109V244H110V242H109V239H107V236H106V234L104 233L103 234V232H105V228L107 227V225L105 224V221H104V219L105 218H107L108 216H110V212L108 213V209H105L103 212L105 213V214H102V216H99V214H101V213H97V212H93L92 213V211H90L91 209H89L88 207L89 206H85V204L82 206V207H76V209L75 208H72L70 205H71V203H70V201H69V198L68 197H66V196H64L63 195V193L60 191V190H56L55 191V189H51L50 187H51V185H50V182L49 181H47V180H39V179H37V180H33V177H28V176H21V177H19ZM23 179V180H22ZM32 179V180H31ZM14 180V181H13ZM18 180V181H17ZM5 181H6V183H5ZM8 181V182H7ZM12 181V182H11ZM16 181V182H15ZM27 181V182H26ZM33 181H34V183H38V185H41V183H42V181H43V186H47V185H49L48 187H49V189H50V201L49 200H47V199H44V197L43 196H39L38 197V202L39 201H42V203L43 204H40L41 202H39V203H36V204H33V207L30 209V211H31V213H30V211L29 212H27V214L24 216H22L21 215V213L23 212V208H25V207H27L28 206V199H26V195H28V191L30 190H32L33 189V187H31L34 183H33ZM36 181V182H35ZM41 182V183H39V182ZM19 182H21L20 184H19ZM31 182V183H30ZM46 184H45V183ZM9 183V184H8ZM26 183H27V185H26ZM31 185H30V184ZM5 184V185H4ZM11 184V185H10ZM25 184V185H24ZM12 187H10V186ZM12 185H14V186H12ZM30 185V186H29ZM41 185V186H42ZM16 186V187H15ZM17 186H18V188H17ZM5 187V188H4ZM7 187H8V189H7ZM28 187V188H27ZM31 187V188H30ZM20 188V189H19ZM30 188V189H29ZM24 189H29L28 191L27 190H25V191H21V193L22 192H24V193H20V192H18V191H20V190H24ZM17 190V191H16ZM7 192V194H9L10 196H12L13 195V197H12V199H11V201L10 202H13V203H16V204H13V205H15V206H13L12 205V207L13 208H11L12 210H14V211H12L11 212V210H10V208H9V205L7 204V200L5 199V197H3V195H4V192ZM17 192V193H16ZM51 192H52V194H51ZM54 192H55V194H54ZM57 192V193H56ZM14 193V194H13ZM15 193L17 194V195H15ZM27 193V194H26ZM20 194V195H19ZM15 195V196H14ZM55 195V196H54ZM62 195V196H61ZM22 196V197H21ZM24 196H25V198H24ZM52 196H54V197H52ZM41 197V198H40ZM63 197V198H62ZM27 198H28V196H27ZM57 198H58V200H57ZM64 199V200H63ZM16 200V201H15ZM46 200V201H45ZM54 200V201H53ZM67 200H68V203H70V205L69 204H67ZM3 201H4V203H3ZM63 202V203H61V202ZM65 202V203H64ZM20 203V204H19ZM47 205H46V204ZM49 203V204H48ZM54 203V204H53ZM59 203V204H58ZM38 204L40 205L39 207H38ZM63 204H65V207L66 208H64V205ZM4 205V206H3ZM42 205H44V207L46 206V208H45V210H42V209H40V207L42 206ZM49 205V206H48ZM5 206H7V207H5ZM62 206V207H61ZM68 206H69V210H67L68 209ZM15 207V208H14ZM18 207V208H17ZM48 207H49V209H48ZM73 209V210H71V208ZM84 207V208H83ZM8 208V209H7ZM61 208V209H60ZM64 208V209H63ZM82 208H83V210H84V214H83V210H82ZM85 208H87V209H89V210H87V209H85ZM17 209V210H16ZM20 209V210H19ZM38 209H40V210H38ZM52 211H51V210ZM56 209H57V211H56ZM50 210V211H49ZM61 210H63L62 212H61ZM74 210L76 211L75 213H74ZM81 210V211H80ZM10 211V212H9ZM42 213H41V212ZM54 211V212H53ZM72 211V212H71ZM80 213H79V212ZM90 213H89V212ZM33 212H35V213H33ZM48 212H49V214H48ZM51 212V213H50ZM57 212V213H56ZM68 212H70L69 214H68ZM10 213V214H9ZM12 213V214H11ZM34 215H33V214ZM39 213V215H37ZM44 213V214H43ZM54 213V214H53ZM56 213V214H55ZM64 213H65V215H64ZM72 213H74V214H72ZM96 213V214H95ZM32 214V215H31ZM46 214V215H45ZM76 214H81V215H83V216H79V215H77L76 216ZM86 214H88L87 216L88 217H86ZM91 214H93V217L94 218H92V216H90ZM98 214V215H97ZM108 214V215H107ZM10 215L12 216V217H10ZM40 215H41V218H40ZM56 215V216H55ZM62 215H64V216H62ZM69 217H71V218H69ZM70 215H72V216H70ZM106 215V216H105ZM16 216V217H15ZM18 216V217H17ZM20 216V217H19ZM33 216V217H32ZM36 216V217H35ZM60 216V217H59ZM66 216V217H65ZM96 216V217H95ZM99 216V217H98ZM23 217V218H22ZM25 217V218H24ZM30 217V218H29ZM39 217V218H38ZM45 217V218H44ZM47 217V218H46ZM50 217V218H49ZM55 217V218H54ZM64 218V219H62V218ZM76 217V218H75ZM79 217H80V219H81V222H79L80 221V219H79ZM86 219H85V218ZM90 217V218H89ZM54 218V219H53ZM57 218V219H56ZM68 218V219H67ZM72 218H74V219H72ZM92 218V219H91ZM99 218V219H98ZM102 218V219H101ZM104 218V219H103ZM13 219H15V220H13ZM23 219V220H22ZM27 219V220H26ZM30 219V220H29ZM35 219V220H34ZM47 219V220H46ZM49 219V220H48ZM51 219H52V221H51ZM61 219V220H60ZM69 219H71V220H73V221H71V220H69ZM76 219V220H75ZM79 219V220H78ZM84 219V221L82 222V220ZM91 219V221H89ZM26 220V221H25ZM32 220V221H31ZM40 220V221H39ZM44 220H45V222H44ZM58 220V221H57ZM93 220H95L94 222H93ZM98 220V221H97ZM101 220V221H100ZM102 220H103V222H102ZM31 223H30V222ZM34 221V222H33ZM37 223H36V222ZM65 221V222H64ZM69 221H71V222H69ZM4 222V223H3ZM12 222V223H11ZM56 222V223H55ZM61 222H63L62 223V225H61ZM75 222V223H74ZM78 222V223H77ZM98 222H100V223H98ZM122 222V225H127L126 224V222H123V221H121ZM16 223V224H15ZM18 223V224H17ZM46 223V224H45ZM48 223V224H47ZM52 223V224H51ZM55 224V226H53L54 224ZM68 223V224H67ZM70 223H72V224H70ZM77 223V224H76ZM80 223H81V225H80ZM91 223H92V225H91ZM97 223V224H96ZM125 223V224H124ZM13 224V225H12ZM22 224V225H21ZM29 224V225H28ZM37 224V225H36ZM60 224V225H59ZM70 224V225H69ZM74 224V225H73ZM77 226H76V225ZM78 224H79V226H78ZM85 224V225H84ZM99 224V225H98ZM237 224L238 225H240V226H237ZM252 224L253 223H247V224H239V223H229V224H227V223H225L223 226L226 228V230H225V228L223 229V231H224V233H225V235H227V237H228V239H229V241H231L230 243H229V241H228V243H229V246H228V244H226V245H223L224 247H222V250L221 251H219V252H222L221 253V255H220V253L218 252V255H220V256H226L225 254H229V252H230V254H232L233 252L235 253V251L236 252H238V251H240V252H243L244 250L245 251H247V248H249L250 247V245H256V244H258V242L259 243H261V242H263L264 241V235H261V233H260V230H261V232L264 234V222H262V223H258V224H254L253 226H252ZM263 224V225H262ZM25 225V226H24ZM26 225H28V226H26ZM34 225V226H33ZM40 225V226H39ZM64 225V226H63ZM71 225H73V226H71ZM91 227H90V226ZM97 225H98V228H97ZM151 225V226H150ZM227 227H226V226ZM233 225V226H232ZM241 225H242V227H241ZM244 225V226H243ZM249 225V226H248ZM11 226H13V227H11ZM19 226V227H18ZM30 226V227H29ZM40 227V228H38V227ZM48 226V227H47ZM62 226V227H61ZM86 226H89V228L88 227H86ZM99 226H102V227H99ZM148 226V227H147ZM231 228H229V227ZM235 226V227H234ZM246 226H248V228H246ZM255 226V227H254ZM258 226V227H257ZM261 226H262V228H261ZM9 227V228H8ZM22 227V228H21ZM28 227V228H27ZM33 227V228H32ZM43 227V228H42ZM47 228V229H44V228ZM51 227V228H50ZM58 227V228H57ZM64 227V228H63ZM69 227H70V229H69ZM72 227V228H71ZM75 227V228H74ZM78 227V228H77ZM80 227V228H79ZM82 227V228H81ZM84 227H85V229H84ZM96 227V228H95ZM122 227V226H121ZM120 227V228H121ZM257 227V228H256ZM19 228V229H18ZM55 228V229H54ZM62 228V229H61ZM66 228V229H65ZM93 229V231H92V229ZM99 228H101V229H99ZM154 229V230H147V231H149L148 233H147V231H146V229ZM236 228H238V229H236ZM243 228V229H242ZM245 228V229H244ZM253 228V229H252ZM261 228V229H260ZM5 229H6V231H5ZM26 229V230H25ZM42 229H44V230H42ZM54 230V231H52V230ZM69 229V230H68ZM75 230L74 232H73V230ZM82 230V229H84V230H82L85 234H83V232L82 231H80V230ZM230 231H229V230ZM233 229V230H232ZM236 229V230H235ZM251 229V230H250ZM255 229L257 230V231H255ZM28 230V231H27ZM31 230V231H30ZM34 230H37V231H39V235H40V233H41V235H40V237H37L38 238V240H37V242L38 241H40L39 243H40V245H39V243L37 244L38 246H40V252H43L44 253V256H45V258L46 257H48V258H44V256H43V258H42V256H40V257H35V256H32L31 257V255H29V256H24V255H22V254H19V253H16L15 251H14V248H15V245H16V241H20V240H23V239H29V237H30V235H31V233H32V231H34ZM57 230V231H56ZM61 230V231H60ZM71 230V231H70ZM79 230V231H78ZM98 230V231H97ZM121 230V229H120ZM144 230V231H143ZM248 230H249V232L251 233H249L248 232ZM253 230V231H252ZM11 231V232H10ZM23 231V232H22ZM27 231V232H26ZM30 231V232H29ZM64 231V232H63ZM68 231V232H67ZM96 231V232H95ZM117 231H119V230H117ZM151 231H152V233H154V234H152L151 233ZM157 231V232H156ZM232 231V232H231ZM236 231H237V233H236ZM245 231L247 232V233H245ZM254 231H255V233H254ZM5 232V233H4ZM25 232V233H24ZM49 232H51V233H49ZM53 232V233H52ZM66 232V233H65ZM78 232H80V233H78ZM82 232V233H81ZM93 232V233H92ZM94 232H95V235H94ZM99 232V233H98ZM100 232H102V233H100ZM143 232V233H142ZM170 232V233H169ZM234 232V233H233ZM45 233V234H44ZM71 233H73V237H72V234ZM88 233V234H87ZM92 233V234H91ZM147 235H145V234ZM227 233H229V234H227ZM231 233V234H230ZM232 233H233V235H232ZM244 233V234H243ZM254 233V234H253ZM6 234V235H5ZM11 234V235H10ZM20 234V235H19ZM27 234V235H26ZM75 234H77V235H75ZM80 236H79V235ZM91 234V235H90ZM100 234H101V237H100ZM156 234V235H155ZM235 234V235H234ZM237 234H238V237H237ZM244 235V236H242V235ZM247 234V235H246ZM258 234H260V235H258ZM2 235H3V237H2ZM46 235H47V237H46ZM57 235V236H56ZM65 235V236H64ZM67 235H68V237H67ZM141 235H143V237H145V238H141L142 236ZM145 235V236H144ZM168 235H170L169 237H168ZM230 235V236H229ZM7 236V237H6ZM12 237V239L10 238V237ZM15 236H16V238H15ZM29 236V237H28ZM51 236V237H50ZM70 236V237H69ZM75 236V237H74ZM79 236V237H78ZM84 236V237H83ZM87 236V237H86ZM92 236V237H91ZM100 237V238H98V237ZM105 236V237H104ZM148 236L149 237H151V238H149L148 239ZM155 236V237H154ZM172 236V237H171ZM231 236H233V237H231ZM242 236V237H241ZM253 236V237H252ZM261 236H263L262 238H260ZM23 237V238H22ZM57 237V238H56ZM62 237V238H61ZM65 237H66V239H65ZM81 237V238H80ZM160 237V238H159ZM246 237V239H243V238H245ZM250 237H251V239H250ZM257 237V238H256ZM7 240H6V239ZM22 238V239H21ZM43 238V239H42ZM47 238V239H46ZM58 238H59V240H58ZM61 238V239H60ZM70 238H71V240H70ZM74 238V239H73ZM83 239V241L82 240H79V239ZM87 238V239H86ZM91 238H93L94 239V241H93V239H91ZM95 238H97V239H95ZM154 238H155V240H154ZM164 238H168L167 240H168V244H170V245H167L166 244V241L164 240ZM256 238V239H255ZM8 239H10L9 241H8ZM102 239V240H101ZM159 239H163L164 240V243H163V240L161 241V240H159ZM170 239V240H169ZM236 239V240H235ZM248 239V240H247ZM262 239V240H261ZM50 240V241H49ZM63 240H64V242H63ZM70 240V241H69ZM87 240V241H86ZM128 240H129V238H128ZM138 240V241H137ZM144 240V241H143ZM148 240V242H145V241H147ZM173 240L175 241L174 243H173ZM232 240H234V241H232ZM244 244H240L239 242L240 241ZM243 240V241H242ZM246 240V241H245ZM255 240V241H254ZM258 240V241H257ZM6 241V242H5ZM14 241V242H13ZM48 241V242H47ZM57 241V242H56ZM62 241V242H61ZM79 241V242H78ZM82 241V242H81ZM89 241H91V242H89ZM92 241H93V244H92ZM100 241V242H99ZM105 241V242H104ZM152 241V242H151ZM161 241V242H160ZM251 243H250V242ZM254 241V242H253ZM5 242V243H4ZM7 242H9V243H7ZM45 242V243H44ZM56 242V243H55ZM58 242H59V244H58ZM67 242H71L72 244H73V242H74V245H71V243L69 244H67ZM78 242V243H77ZM87 244V245H83L82 246V244ZM88 242H89V244H91V245H89L88 246ZM95 242V243H94ZM103 242V243H102ZM109 242V243H108ZM134 242H137V243H134ZM143 244H146V243H149V244H151V245H147L146 244V246H150V247H144L145 245H143ZM194 243L196 242V241H193ZM234 242L235 243H238V244H234ZM257 242V243H256ZM2 243V244H1ZM41 243H43V244H41ZM51 243H53V246H50V244ZM63 243V244H62ZM75 243H77V245L75 244ZM98 243V244H97ZM100 243V244H99ZM132 243V244H131ZM139 243H141V245L139 244ZM173 243V244H172ZM180 243V244H179ZM188 243H190L191 245H188V247L191 249L192 247H193V245H194V243H192V241H188ZM237 245V246H234L233 247V245ZM256 243V244H255ZM47 244V245H46ZM49 244V245H48ZM79 244L81 245V246H79ZM96 244V245H95ZM105 244H107V245H105ZM137 244H139V247H137ZM153 244V245H152ZM161 244H163V245H161ZM177 244V245H176ZM3 245V246H2ZM56 245V247H54ZM58 245V246H57ZM65 245V246H64ZM70 246V247H68V246ZM76 245V246H75ZM95 245V246H94ZM102 247H101V246ZM156 245V246H155ZM161 245V246H160ZM173 245H175V246H173ZM232 245V246H231ZM246 245V246H245ZM249 245V246H248ZM4 246H5V248H4ZM7 246H9V247H7ZM13 246V247H12ZM45 246V247H44ZM85 246H87V248H91L92 247V251H93V253L92 252H86L85 251V249H86V247ZM98 246V247H97ZM99 246H100V248H99ZM141 246V247H140ZM153 246V247H152ZM155 246V247H154ZM170 248H169V247ZM171 246H173V247H171ZM181 246V247H180ZM192 246V247H191ZM242 246V247H241ZM246 247V249L244 248V247ZM11 247V248H10ZM65 247H67V249H68V251H67V249L65 248ZM75 247H77L78 248V251H76L77 250V248L75 249ZM79 247H80V249H79ZM83 247V248H82ZM98 249H97V248ZM106 247V248H105ZM165 247V248H164ZM168 249H167V248ZM180 248L179 250H178V248ZM231 247V248H230ZM235 247H237V248H235ZM240 247V248H239ZM3 248V249H2ZM54 248V249H53ZM56 248H58V250L56 249ZM59 248H60V250H59ZM61 248H62V250H61ZM66 250H65V249ZM105 248V249H104ZM137 248H141L140 249V251H139V249H137ZM147 248V249H146ZM151 248V249H150ZM154 248V249H153ZM158 249V251H157V249ZM159 248H161V249H159ZM174 248V249H173ZM227 248V249H226ZM233 248V249H232ZM236 250H235V249ZM244 250H243V249ZM12 249V250H11ZM52 249V250H51ZM70 249H71V252H72V254H71V252H70ZM73 249V250H72ZM84 249V250H83ZM97 249V250H96ZM107 249H108V251H107ZM119 249H120V251H119ZM230 249H232L233 251H231ZM242 249V250H241ZM11 250V251H10ZM44 250V251H43ZM47 250V251H46ZM51 250V251H50ZM54 250V251H53ZM82 250V251H81ZM94 250H96V251H94ZM137 250V251H136ZM145 250V251H144ZM150 250V251H149ZM162 250V251H161ZM166 250V251H165ZM177 252H176V251ZM229 251V252H227V251ZM58 251V252H57ZM65 251V252H64ZM86 252V253H84V252ZM103 251H105V253L103 252ZM111 251H113L114 253H112ZM117 251V252H116ZM155 251V252H154ZM166 253V255H165V253ZM171 253H170V252ZM51 252V253H50ZM56 252V253H55ZM81 252H83V253H81ZM102 252V253H101ZM109 252H111V253H109ZM121 252V253H120ZM141 252V253H140ZM147 252V253H146ZM149 252V253H148ZM150 252H151V254H150ZM167 252H169V253H167ZM177 254H176V253ZM63 255H62V254ZM79 253V254H78ZM96 253V254H95ZM116 253V254H115ZM119 253V254H118ZM162 253V254H161ZM179 253H181V255L179 254ZM233 253V254H234ZM12 254V255H11ZM14 254V255H13ZM47 254H49L48 256H47ZM52 254V255H51ZM66 254V256H64ZM69 254H71V255H73L74 256V258H75V260H74V258H73V256H69ZM74 254H76V256L74 255ZM85 254V255H84ZM88 254H89V256H88ZM92 254H94V257H93V255ZM102 254H104V255H102ZM121 254V255H120ZM125 254L127 255V256H125ZM140 254H142V255H144L145 256V258L143 259L142 257H144V256H142V255H140ZM147 254H149V255H147ZM158 256H157V255ZM169 254V255H168ZM171 254V255H170ZM180 256H179V255ZM229 254V255H230ZM33 255V254H32ZM62 255V256H61ZM80 255V257H77V256H79ZM83 255V256H82ZM108 256V257H104V256ZM115 256V259H114V256ZM116 255H117V258H116ZM141 257H140V256ZM174 255V258L172 257ZM228 255V256H229ZM51 256H53L52 258H53V260H52V258H51ZM92 258H91V257ZM100 256H101V258H102V260H101V258H100ZM120 256V257H119ZM121 256H122V258H121ZM139 256V257H138ZM147 256V257H146ZM152 256H154V257H152ZM162 256V257H161ZM163 256H165V257H163ZM179 257V258H177V257ZM54 257H56L55 259H54ZM60 257V258H59ZM62 257V258H61ZM67 257H68V260H67ZM70 257V258H69ZM100 259H98V258ZM110 257H112V258H110ZM124 257V258H123ZM129 257L130 259L128 260L127 258ZM152 257V258H151ZM157 257H159V258H157ZM169 257V258H168ZM171 257V258H170ZM182 257V258H181ZM13 258H14V260H13ZM22 258V259H21ZM32 258V259H31ZM59 260H58V259ZM126 258V259H125ZM134 258V259H133ZM139 258H140V260H139ZM154 258H155V260H156V258H157V260L155 261L154 260ZM166 258H168V259H166ZM177 258V259H176ZM181 258V259H180ZM186 260H185V259ZM36 259V260H35ZM48 259V260H47ZM50 259V260H49ZM57 259V260H56ZM63 259H65L66 261H68V263L65 261V260H63ZM73 259V260H72ZM80 259H82V261H84L83 263H82V261L80 260ZM92 259V260H91ZM117 259V260H116ZM118 259H119V261H118ZM165 259V260H164ZM173 259V260H172ZM204 259V258H203ZM208 259H210L211 261H209ZM17 260V261H16ZM20 260V261H19ZM35 262H34V261ZM41 260V261H40ZM43 260V261H42ZM72 260V261H71ZM80 260V261H79ZM93 260H94V262H93ZM98 260V261H97ZM107 260H109V261H107ZM113 260L115 261V262H113ZM120 260H122V261H120ZM136 262H134V261ZM154 260V261H153ZM180 260H181V263H180ZM206 260H207V262H206ZM12 261H14V263L12 262ZM16 261V262H15ZM63 261V262H62ZM75 261V262H74ZM76 261H79V262H77L76 263ZM88 261V262H87ZM101 261V262H100ZM117 261H118V263H117ZM127 261V262H126ZM132 263H131V262ZM141 261V262H140ZM159 261V262H158ZM167 261V262H166ZM170 261V262H169ZM203 261H205L206 262V264H217V263H215L209 256H207L204 260H201V264H205V262L203 263ZM208 261H209V263H208ZM23 262V263H22ZM49 262V263H48ZM53 262V263H52ZM56 262V263H55ZM61 262V263H60ZM65 262V263H64ZM120 262V263H119ZM183 262V263H182ZM187 262V263H186ZM43 263V264H44ZM112 263H110V264H112ZM223 263V262H222ZM222 263H220V264H222ZM147 264V263H146ZM223 264H229L228 262H224Z\"/></svg>", "mask_w": 264, "mask_h": 264}]
</instances>
